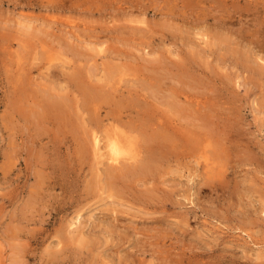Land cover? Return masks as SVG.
Returning a JSON list of instances; mask_svg holds the SVG:
<instances>
[{
	"label": "rangeland",
	"instance_id": "1",
	"mask_svg": "<svg viewBox=\"0 0 264 264\" xmlns=\"http://www.w3.org/2000/svg\"><path fill=\"white\" fill-rule=\"evenodd\" d=\"M160 1L159 0L156 1L155 0H51V1L47 0L46 2V0H0V264H119V263L130 264L132 261L133 262L131 264H138L136 260L139 261V264L140 261L141 262L144 261V264L145 262L146 264H153V263L163 264L164 262H165L164 264H264V253H263L264 252V81H263L264 78L252 71L245 70L246 71L245 72L243 70L244 68H241L242 66L236 62L235 60L236 58L234 59L233 56L236 57V54L232 53L233 50H229V47L230 48L232 47L231 49H239V44L247 45L249 44L250 40H253V38H255V40H253L252 42L254 43L253 45L256 48L255 50H257V53H259V48H262L264 46L263 44L264 28L262 27L264 26V17H263L264 0H259V1L244 0L245 2L243 0H231V1L228 0L227 2L218 0L220 1L219 3L216 0H214L215 3L213 0H210L211 3L209 2V0L207 1V3L206 0L204 1L186 0L188 1L187 3L184 2L185 0L184 1L181 0V2L180 0H160ZM168 1L171 2L172 4H170ZM195 1H197L199 4L196 3L194 7L193 4L195 3ZM189 2L191 3L190 6H192L191 9L199 7L197 10H200V8L206 7L204 15H201L203 13L200 14V11H198L199 13L198 15L201 16V18H203L202 19L204 21L203 23H206V25L201 23L200 21L201 18L198 17L196 14L197 11L194 12L195 9L194 10L186 9V7L189 6ZM212 2L214 4H212ZM231 2L233 4L235 3L236 7L238 8H234L235 6L233 7V4ZM166 3H168L169 6ZM173 3H174V7H173ZM216 3L217 5H215ZM221 3L224 6H222ZM148 4L152 6L149 7ZM160 4L161 7H159ZM185 4L186 6H183ZM216 7L218 8L221 7L220 9L221 11L218 8L216 9ZM158 8L159 9L162 8L164 11L162 9L159 10ZM182 9L183 10L186 9L185 11L187 13ZM206 9L207 10L209 9V12H207ZM222 9L226 10V12L223 11V13L225 12L226 15L223 13L216 12L217 10H219V12H222ZM165 10L169 14L165 12ZM172 10H174L175 12ZM188 10H190V12L193 11L192 12L193 14L190 13ZM202 10L204 9L202 8L201 11ZM228 10L231 11L230 14ZM182 13H184V15H182ZM238 13L239 15L236 16ZM163 14H165L164 17L165 18L168 17V19H165L163 17ZM166 14L168 15L166 16ZM218 14H221V16ZM188 15H191V17H189ZM210 15L213 17H211ZM216 15L218 17L220 16L221 18L224 16L227 18L224 17L225 21L223 19H221V21L220 19L219 21L218 20L211 21V19L212 18L214 19ZM118 16H120L122 19ZM125 16L127 17V19L125 18ZM192 16L194 17L197 16L195 17L196 20ZM240 16L243 18H241ZM113 17H117L116 18L117 20L113 19ZM125 19L129 21L127 22L128 24L132 23L130 24L129 28L132 29L135 26V29L136 28L139 29L138 31L144 30L143 32L142 31L139 32L138 33L139 35L137 34L139 37L137 35L132 36L136 33L132 34V32L131 33L126 32L127 29H129L127 28V26L129 25L126 24ZM133 19H136V21H133ZM120 20L122 23L120 22ZM139 20L141 21L140 23ZM197 20L199 22H197ZM226 20H228L229 23ZM240 20H243L244 23L242 21L240 22ZM253 20H255L256 22L260 20L262 21V25H260L261 27L260 33L262 32L261 36L258 34L259 32L254 33L257 27L254 29L255 26L253 24L256 22H254ZM150 21L151 23L153 22L154 25L149 24L148 22ZM115 22H117L115 25H117L118 27H116L113 24ZM173 22L176 25L173 24ZM120 23L122 24V27ZM198 23H201L202 25ZM221 23L223 24L225 23V25L223 24L221 25ZM227 23L230 26H227L228 25ZM245 23L249 24V25L247 24L246 25L247 27H245L246 29L248 28L250 30L249 32H246L248 29L245 30V28L241 26L242 24H244L245 26ZM164 24L165 25L167 24L166 31ZM170 24L173 25V27L179 26L177 28L180 29L179 31H181L180 33L182 34H178L179 31H177L178 29L176 27L171 28L170 26L169 28ZM124 25L126 29L123 27ZM132 25L133 27H131ZM151 25L154 27H152ZM204 25L205 27H203ZM210 25L211 28L209 29L210 32L209 34H213V37L216 39V41H214L215 39H213V41L215 42L214 45L217 47L221 43L220 44L221 46L223 45L224 47L226 46V48L218 46L219 48H221L220 50L217 47L220 52H218L216 47L213 45L210 46L212 50L208 48L206 45H204L203 42H201V40L198 39V36L197 35L195 36L194 34V32L196 34L199 32L198 31L200 30L199 28L201 27H203V29L206 27L209 28ZM214 25L218 29L215 28L214 30L213 28ZM231 25L233 27H231ZM114 26L116 28L120 27L121 29H116ZM139 26L140 28L143 29H140ZM112 28L115 31H112ZM151 28L154 31H152ZM220 28H223V31ZM238 28L240 29V31H242L241 32L242 34H239ZM38 29L39 32L42 31L41 29L46 30L45 34H41V33L35 34L36 31L38 32ZM131 29H129L128 32L135 31ZM217 30L218 31L221 30L222 32L219 33L223 34V36L225 37H223L221 34L216 32ZM205 31L206 33L208 32V30L206 29ZM46 32H48V34L50 32L51 36L50 34L49 35L46 34ZM118 32H121V34ZM153 32L157 37L152 34ZM187 32H188V36H187ZM143 33H145V35L147 36H145ZM191 33L194 34L193 37L195 39L197 38L195 42L196 43L199 42L198 43L199 45L198 44L195 45H197L198 47L200 46L199 49L195 47L193 42L194 38H192ZM70 34H74L73 35L74 38L73 36L70 37L69 36ZM226 34L227 36L229 35L228 36L229 38L226 37ZM245 34L248 35L246 36ZM254 34L256 37L260 36L261 38L254 37ZM122 35L124 37H122ZM178 35H180V38L185 41L184 42L183 40H181V42L185 44L179 43L180 40H178L179 38ZM75 36L77 38H75ZM185 36L187 37L185 38ZM67 37L70 38L67 39ZM230 37L233 39L235 38V41H233V39H230ZM55 38L58 41L57 40L55 41L54 40ZM103 38L105 39L103 40ZM133 38L134 39L137 38L138 39L137 43H140V44H136V47L134 46L136 41L134 43L130 42V41H134ZM78 39L80 40L82 39V41L79 42ZM98 39L101 43L102 40L103 41H105L106 39L108 40V41L106 40L107 42H104V44L102 43L103 48L102 47L100 48V44H101L100 42L99 45L97 44ZM123 39H125V41ZM229 39L233 43H231ZM83 40H85L84 44L82 43ZM111 40H113V42ZM143 40L144 43L140 42ZM146 40L150 41V43H147L148 41L146 42ZM177 40L179 42H177ZM190 40L192 41L190 42ZM224 40L226 41L228 40L227 41L228 43L226 41L225 43H227L229 46H227V44L223 42ZM122 41L125 42L123 43L124 45L122 44ZM115 42L119 44H116ZM200 42L202 43L201 45ZM89 43H91L92 45L91 44L89 45ZM114 43L116 45H113ZM93 44L99 46L98 47L99 49L97 47L94 48L98 49V52L102 49V53L99 52L98 54L97 50H95L96 51L95 52L92 47L94 46ZM189 44H191L194 48L191 47V45ZM231 44H233V46ZM141 45L143 46V49L145 48L146 49L143 50ZM202 45H204L206 48ZM111 46L114 47L112 48L113 52L110 48ZM116 46L119 48L121 46V48L119 49ZM106 47H108V49L110 48L109 51L111 50V54H114L116 58L110 53H108L109 51L106 52L107 51ZM149 47H153V48H149ZM213 47H215L214 48L215 50L213 49ZM185 48L191 50V53L188 52V50ZM207 48L210 51L207 52L206 50ZM126 49L129 52H127ZM150 49L153 50V52L148 51V54H146L147 53L146 51ZM225 49L227 50L225 51ZM124 50L128 54L129 53L131 54L132 53L131 51H134L136 57H134L135 54L133 55L132 53L131 55H133V57L131 56V59H129L130 55L125 54ZM157 50L159 52H157ZM198 50H201L202 54ZM213 50L214 52L212 54L211 51ZM116 51H118V53ZM169 51H170V55L172 54L171 56L169 55ZM185 51L188 52L187 54L190 55L191 57H193L194 54L196 55L193 58L190 57L191 58L190 61V58L189 56L187 57ZM192 51H194L195 53L193 52L194 53L193 54ZM203 51L204 53L206 52L208 54H204ZM107 54H109L110 56H108ZM157 54L159 55V57L155 59V57L158 56ZM214 54L217 55V57H214L215 56ZM137 55L141 56L142 59H140L141 57L138 58ZM150 55L152 56L154 55V56L151 57ZM160 55H162V58H164L163 61ZM164 55L166 57L169 55L166 61H165L166 57ZM206 55L207 57H205ZM118 56H120V59L118 58ZM105 57H107L108 59H106ZM109 57L114 60L109 59ZM194 58H197L196 60L197 63L195 62ZM217 58L219 61L217 60ZM159 59L162 61L164 68H166L165 70L163 69L162 63L159 62L161 65H158L159 63L157 60ZM168 59L170 61H168ZM220 59L221 61L223 60L226 63L224 62L221 63ZM115 60L117 61V63L118 62L119 63L118 64L110 63L111 61H115ZM140 60L143 61L141 62ZM180 60H183L184 63L186 62L185 63L186 65L183 64L185 67L188 66L189 64L188 67L190 68V70L188 67L187 68L189 70L188 74L191 75V77L190 75H188L190 78L187 76V71H186L187 68L184 67L185 68L184 69L183 67H181L182 61ZM187 60L190 63H188ZM165 62H167V65ZM102 63L104 65H102ZM135 63H139L140 66L142 65V67L140 68L143 69L141 70L139 67L136 66L138 64ZM151 63H153L154 65L153 64L150 65ZM209 63H211V67L213 68V69L211 68L210 72L208 71L210 67ZM218 63L221 64L218 65ZM119 64L120 66H122L121 67L122 70L124 68L123 73L121 71L122 74L120 73L121 69L119 68ZM172 64H174V66L176 65L177 67L179 66L180 68H177L175 66V68L178 69L175 70ZM107 65H109V67ZM111 65L114 68L113 70L111 68ZM234 65L235 67H233ZM134 66L135 68L136 67L139 68V69L136 68V71L140 70L141 72L138 71L139 73L135 74L136 71ZM220 66L221 67L224 66V68H221ZM130 67L132 68V70L130 69ZM157 67L159 68L161 67L159 69L160 72L158 71L156 73L155 78H153L154 77L153 73H155V71L158 70ZM206 67L208 68L206 69ZM231 67H232L231 70H235L234 72L233 71L228 72ZM150 68L152 69L157 68V70H153L154 72H152V69ZM237 69H240L238 70L239 74L236 73ZM133 70L134 72H132ZM75 71L78 72L76 73ZM240 71L242 72L244 71L245 73L243 72L244 73L243 74ZM162 72L163 74L166 73V75H163V77H166L165 81L163 80L164 78L162 77ZM206 72L207 74H205ZM150 73L153 75L151 80L152 81L154 80V82H152L151 80H147L148 77L152 76ZM177 73L179 74L178 76H180L179 79L175 75ZM194 73H196V75H193ZM201 73H203L205 76L203 77V74ZM210 73H213L212 75L214 76H211ZM240 73L243 76H241L239 80L238 78L240 77ZM246 73L247 76L246 78H244ZM134 74L136 76H134ZM157 74L158 77L160 78V79L158 78V80H157ZM171 74L173 76H171ZM215 74L218 76L216 77ZM139 75L140 77L142 78L144 77V78L139 79L140 78ZM236 75H238L239 77L237 76L238 78H236ZM251 75L252 76L254 75V77L256 78L253 77L254 78L253 79ZM181 76H183L184 81L186 80L188 81V83L191 82L190 80H192L190 84L191 86L190 85L188 86L189 87L188 89L190 90H191L190 87H192L191 91L184 90L185 92L183 91V93L180 91L182 89L181 87L183 86L182 84H179V80L182 79L180 82L181 83L184 82L183 77ZM185 76H187L186 77L187 79L185 78ZM135 77L138 78L136 79ZM172 77L175 79L177 78V83H178L177 86H179L178 89L181 88L180 90L176 89L177 91H175L176 80H172ZM206 77L209 81L208 82L206 81L205 83V80H207ZM222 77H225L227 82L224 81ZM74 78H76L77 81ZM78 78L79 81L81 82L79 85H78ZM193 78H196L194 79L195 84ZM229 78H231L232 80L230 85L226 84L229 83L230 80ZM73 79L75 81H73ZM138 79L140 80V82ZM245 79H247L248 82L247 80L245 81ZM143 80L145 81V83L143 82ZM162 80L164 82H162ZM169 80H172L170 81L171 83L169 82ZM173 81H175V83H173ZM234 81H237L238 82L237 85L239 86L237 85L234 86L233 83ZM242 82H244L246 86H244ZM140 83H142L143 86ZM151 83L152 84L157 83L156 84L157 86H155L156 92L155 90H153L154 88H152L154 87L155 84L152 85ZM165 83L167 84L168 89L169 90L171 89L169 93L170 95L169 94L167 95L169 91L165 88L167 87ZM132 84L134 85L135 88L132 87L133 86ZM198 85H200L199 88L201 90L198 89ZM77 86H81L83 87V89L85 88L84 93L82 91L83 89L80 90L78 89L80 87ZM108 89L112 92H109ZM150 89L151 91L153 90L154 92L153 91L151 92ZM158 89L159 91L161 90L162 92L165 91L166 96L164 94L165 92L163 93L164 94L163 95L158 91ZM193 90H195L196 94ZM157 91L159 93H157ZM186 91L188 92V94L186 93ZM147 92H149L150 94ZM86 93H87V97H86ZM129 93L130 95L128 96ZM97 94H101V95L104 94V95L96 96ZM199 94H201L202 96H200ZM105 95L108 96L105 98ZM153 95H156V97ZM160 95L165 96V98L162 96L160 97ZM57 96L59 97L58 100H56ZM61 96H63L62 98H64L63 101L65 102V104L62 101L60 102ZM173 96H175V98H177L178 100H181V102L178 101L179 102L178 103L177 99H174ZM100 97L103 98L100 99ZM115 97H117V99L123 98L122 100L120 99L121 102H123V104L120 102V100L117 102V99ZM185 97L188 98L185 99ZM88 98L91 99L90 102H89L90 99L87 102ZM127 98L129 99V101ZM71 99L73 101L74 100L78 101V104L77 103H76L77 105L74 104L75 101L73 102ZM151 99L152 101L154 100L153 102L160 103L159 106H156L157 109L154 105L155 103H152V101H148ZM136 100L139 101V104L138 101L137 103H135ZM184 100L186 101V107L189 106L187 107L188 109H186V107L184 106L186 109L185 111L188 110V112H186V115L188 113L189 114L187 116L184 115L183 117L186 116L185 118L189 120L192 118L189 116H192V114L195 115L197 114V116L194 115L195 118H192L194 121L192 120L191 121L192 123L195 122L198 126H195L196 124H191L190 120L189 123H187L188 121L184 120V118L182 121L180 116L178 117L177 112L180 113V111L184 109L183 107L184 103H182V101L184 102ZM66 101L69 104H66ZM71 101L73 104L71 103ZM146 101L149 102V104L151 103L150 105L151 109L149 108L150 106H148L149 104ZM211 101H213L214 103L212 102L213 103L212 104ZM115 102L118 104V105L116 104L117 107L114 104ZM161 102L164 104H162ZM203 102L204 105L207 104L208 106L206 105L205 107L202 104ZM57 103L60 104L57 105ZM61 103L64 105L61 106ZM81 103L84 106H82ZM87 103H89L91 106ZM48 104H50L51 105L50 107L53 108L51 109L48 106ZM169 104L171 108L169 107ZM66 105L69 107H66ZM78 105H79L78 109H80L81 111L78 110L77 108L75 110L74 106L77 107ZM93 105L96 106L94 107L95 110L93 109ZM136 105H138L140 108ZM57 106L61 107V109L62 108L64 109L66 107V110L68 108L69 111L67 110L65 112V109L61 110L60 108H57ZM80 107L82 108L84 107L85 110L83 111V109ZM71 108L73 109V113L76 111V114L70 113V111L72 112ZM86 108H88V110ZM174 108L175 111L178 109L179 110L177 112L174 111V113H172L173 111L171 112V110H174ZM206 108H208V111L210 112L211 115H209L208 111H206L208 112V114H204L206 113L204 111ZM48 109L50 110V113L49 111H47ZM190 109L191 111L189 112ZM77 111L80 112L83 111L82 112L83 114L80 113L82 117L81 116L79 117L83 119L78 120L79 118L77 116H79L80 114H78L79 112ZM164 111H168V112H164ZM185 111L183 110L182 112L185 113ZM198 111L201 114H199ZM59 114H61L62 116H58V118L55 119V117ZM66 115L69 117L67 122H66L67 119ZM71 115L74 116L73 117L74 119L72 118ZM75 115L77 120H75ZM138 115L139 116L141 115L142 118L139 117ZM181 115L183 114L181 113ZM202 115L203 117L200 118ZM175 116H177L178 120ZM207 116L208 117L211 116V118L206 119ZM94 117L98 122L95 120ZM145 117L146 118L148 117L146 122H144ZM204 117L206 120L204 119ZM120 119L122 120L119 123ZM195 119L196 121L197 120L199 121V124L195 121ZM228 120L230 121L228 122ZM83 121L84 123L83 125H81ZM204 121H206L207 123ZM210 121H213L212 123L213 126ZM142 123H148L150 127H148L147 124H142ZM185 123H187V126ZM152 124L154 125V127L159 124L160 126L156 127V129L159 128L158 129L159 131L156 130ZM188 124L190 125L189 128H188ZM79 125L80 127H78ZM142 125L145 126L147 125L146 126L147 128ZM192 125L193 128H191ZM214 125H217L219 128ZM206 126L209 130L206 128ZM89 127H91L90 131H92V133L89 132V130L87 132V129H89ZM175 127L177 128V130ZM137 128L140 129L137 130ZM162 128L165 129V131ZM182 128L184 129L182 130ZM106 129L107 130L111 129L112 131L108 130L111 133L106 132L105 131ZM151 129L152 131L153 129H155L156 134H154L153 133L154 131L152 132ZM187 129L189 131L191 129L190 132L193 131L194 133L196 132V135L194 136L196 138L192 137L191 139L190 135H192V133L190 134V132H188ZM216 129L218 131L213 132V130L215 131ZM140 130H144L146 133L148 131V134L153 133L152 135L154 137L153 136L151 137V135H146V134L145 136L144 135L141 136L142 135L141 133H143L144 131L140 132ZM162 130L163 133L164 132L166 133L168 132V133L167 134L164 133L165 134L164 135L161 133ZM120 131L121 132L123 131L124 135H122ZM170 131L178 138L173 137L174 135L172 136L173 138L168 137L173 141L174 144L172 143L173 146L172 145L169 146L168 148L170 149L167 150L165 147L162 146V144L164 145V143H166L165 146L167 147V144L170 145L171 143L164 141L159 137V135L162 134L163 136L167 137L166 135L168 134L171 135ZM178 131L180 134L177 133ZM208 131H210L211 134L207 133ZM225 131L226 134H224ZM96 132L98 137L100 138L99 146L101 147V152L103 154H107L108 156V149L105 148V145L109 138L107 137L108 134L107 136L105 134L106 133L112 134L111 138H116V137L119 138V136H121V139L125 140V141L123 140L124 143L128 141V145L126 144V146L131 147L132 149L131 152L133 154V155H129L130 157L126 155H124V157L123 156L120 157L119 159L121 160V162L123 159L127 157L125 160L126 161L129 160L128 161L130 162L129 168H132L133 166L134 169L136 166L139 167L140 165H142V160H145L146 162L149 161L148 163L150 164L147 163L148 165H150L149 169H151V167L152 168L154 167L153 169L155 170L157 169L159 171L156 173L157 170L156 171L154 170V172L158 176L160 173L161 177L159 176L160 177L159 178L157 175H155L153 169L150 170V172L152 171L151 173L152 175H154L153 176L154 180H151L152 178H150V175L147 173V171L149 172V169L146 171L147 173V175H145L146 177H144L143 175L144 174L143 169L145 168L144 164L141 166V172L137 173L139 168L138 169L136 168L135 170H133L135 171L134 173L133 171H130V169L129 171L128 168L126 169V167L128 166L126 164H125L126 167L121 165L122 167L120 166L121 167L120 168L118 165L119 163L118 162H117L118 164L115 163L119 167L118 168L115 164H110V162L109 163L106 162L105 160H103L107 158L106 155L101 157H96L95 155H93L92 146H91L92 145L91 141L93 138L91 139L90 137L96 134ZM113 132L115 133L120 132V134L115 136V133L113 135ZM214 133L215 134L218 133L219 138L220 137L221 138L218 139V135L217 134L215 135ZM129 134L137 135V138H134L133 136L132 137L135 139V141H137L136 139L140 141L135 143L133 139L131 140L129 138L131 137V135ZM201 134H203V136L204 134H206L205 136L207 137H205V139L203 140L202 139L203 136ZM229 135L231 136V138H233L232 140L234 141L233 143L234 145L232 144L233 141L230 142ZM123 136L124 137L129 136V137H127L126 140ZM144 137H146L147 139L149 138L148 142H150L151 145L149 143H147V145L144 144L145 146L143 145V143L147 141V139L144 140ZM227 137L229 138V140H227L228 139ZM84 138H86L87 140H84ZM106 138L108 139L106 140ZM142 138L144 141L142 140ZM181 138H184L185 140ZM206 138L207 140L209 139L210 140L207 141ZM222 139L225 142H223ZM152 140H157V142L155 141L157 144L154 142V144L156 145H153L152 144L153 142L151 143ZM82 141L85 148L83 146H80ZM186 141L189 145H191V147L188 146ZM195 141L199 143L196 144L197 142ZM200 141H204V142H200ZM130 142L132 144L134 143L133 144L134 147ZM206 142L207 144L208 143L209 144L206 145ZM221 142L223 143L225 148L222 149L223 148L222 147L220 150L223 151L219 152L216 147H218V144H220V146H223ZM148 144L150 146V150ZM202 144L206 146V148L203 147V150L207 151L205 152V154L207 153V155H204V153L202 154V147L201 149L199 147ZM160 145L161 147L157 148V146ZM196 145H198L199 148ZM235 145L236 147H234ZM220 146L218 147V149L220 148ZM82 147L84 149H82ZM134 148L136 150H133ZM151 148L153 150H151ZM174 149L175 150L178 149L176 151L177 152L180 151V154L178 152V154L176 153L177 155H174L175 154ZM83 150L84 152H82ZM148 150L150 151V153ZM196 150L199 151L197 152ZM209 150L211 153L209 152ZM216 151L220 153L217 154L218 157L223 152L222 155H225V157H227L225 158L221 155L225 159V161L221 156L219 159L214 158L217 153ZM250 151L251 154H249ZM152 152H155L153 153L154 155L151 154ZM137 153L140 155L134 156V154ZM195 153L197 154L195 155ZM209 154L211 158L210 157L206 158V156H209ZM131 157L132 160L134 159V161H136V163L134 161H130ZM204 157L206 159H204ZM208 158L212 160L211 163L208 162L209 160ZM221 158L223 159L221 161L224 164L220 161ZM98 159L100 160V162L101 160H103L102 162L104 164L101 165L98 164L99 162ZM157 159L160 162L159 166H161V169L160 167H157V165H155L156 162L159 164L158 161H154ZM125 160H123L124 163H126ZM140 160H141V164H140ZM151 160H153L154 163H152ZM218 160L220 162H218ZM104 161L110 164L111 166L104 167L106 165L108 166V164H105ZM137 161L139 162L140 165L137 163ZM131 162H134L132 163L133 165L131 164ZM216 162H218L216 164L217 169L216 167H214L215 166L214 163ZM207 163L211 164V168L210 167L207 168L206 165ZM153 164L154 166H152ZM218 164L223 165V168H221V170ZM94 165L98 167H95ZM94 167L99 169V173L101 172V174L102 172L106 173L105 169H107V175L103 173L102 179H104L105 176L110 178L114 174L117 175L120 169H125L124 171H121V173L123 172L126 173L125 171L127 170L126 174L128 173L129 174L128 176L126 175L127 176L126 181L128 183L125 182V175L123 174L124 175L123 177V175L119 173L120 174L119 178L121 179L120 176H122L124 178V179L122 178L124 182L119 181L120 183L118 182V184L121 185L118 187V184H116L117 183L116 180L118 176L117 178L116 176L115 178L111 177L110 180L108 179V181H111L112 183L107 181L109 183L108 188H110V184L113 185V187L111 186L109 190L106 188L107 179L103 183L104 180L102 181V179H100L102 177L101 174L100 177L97 173L101 181L99 179L95 181L96 180L95 175L98 170L96 169L97 170L96 171ZM142 167L144 168L142 169ZM213 167L215 169H213ZM162 169L163 171H161ZM222 169H225L223 173L220 172L223 171ZM109 170L110 171L115 170L114 172H112V174L113 173L114 174L109 175L110 174ZM116 170L119 171L117 172ZM130 173L131 174L133 173L134 175L133 174L131 175ZM140 173H141V177L137 176L138 174L140 175ZM221 174L223 175L221 176ZM92 175L94 176L93 181L91 180ZM129 175H131V177ZM128 177H130V179L134 178V183L133 180L131 182V180L128 179ZM113 179L116 180L114 181ZM139 179H141V181ZM163 179L166 181L165 184H164L165 181ZM90 180L91 183L93 182L91 184L92 186L89 184ZM160 180L162 181V183H160ZM200 180L201 182H199ZM94 181L99 183L102 182L104 184L103 185L101 183L102 189L99 188L100 185L98 183L97 185H95ZM138 182L141 184V187L135 188L137 187L136 184H138ZM151 182L153 183L150 184ZM156 182L158 183V186H155L157 188H154ZM123 183L128 184L127 187L129 185L130 186L128 188L125 187L124 190ZM199 183H201L200 184L201 188L198 186ZM161 184H164V186ZM94 185L97 187H95ZM114 186L116 188L117 187L119 188V189L117 188L116 190L117 192L113 190ZM93 187L96 188V190H94ZM122 187L124 192L122 191ZM98 188L100 190V195L101 194L106 195L105 192L107 191L108 196L107 195L106 197L102 196L103 198L102 199L100 198L101 196H98L99 194L96 195L97 192L95 193V191H99ZM111 189L113 190V192H116V194L112 192L109 195L110 193L109 191H111ZM142 189L144 191L149 190V192L147 191L146 194L143 193L141 196V194L139 193L140 191L138 192V190H142ZM158 189L161 190V193L160 191L158 192ZM86 190L92 193L90 194L89 192L88 194ZM128 190L133 191L130 192L131 194L128 193V195H131L130 197L128 195L126 196ZM152 190L154 191L152 192ZM85 192L87 193V195L90 196H87ZM120 192L123 193L126 192V193L123 194ZM166 192H168V194ZM117 193L118 194L120 193V197L117 196L118 195ZM148 193H150L151 197ZM83 194H85L84 198H86V200L88 201H86L83 198ZM155 194H157L156 196L158 199L152 197ZM164 194H165V199L162 197V195ZM124 195L126 197H124ZM134 195L137 196L138 200L137 198H135ZM85 196H87L88 198ZM109 196L111 197L113 196L114 200L115 197H118V199L117 201L111 202V200L113 199L109 198ZM121 196L124 197L127 202ZM145 196L147 197L146 200H144L146 198ZM108 198H109L108 202H105ZM154 200H156L157 202L155 201L156 203H154L153 202ZM118 201L122 205V208L121 205L118 203ZM141 201L145 204V206L143 205V208L141 205L143 203ZM89 202L90 204H87ZM100 202H103L101 204H104L103 207L105 206L104 211L106 210V212L103 211ZM122 202H125V204H123ZM128 203H129V208L127 207ZM109 204H112L110 206L115 210L110 208V212L109 210L107 212V209L109 208L108 207ZM100 205L101 208H99ZM116 205L119 207H117ZM131 205H133L132 208H130ZM137 206L141 208L138 210L136 209L139 208ZM77 207H79V209H77ZM142 209H146V210L143 211ZM73 210H75L76 213H73L74 212ZM124 210L126 211L124 212ZM151 210H152V214L151 213L146 214V212H151ZM121 211L124 213H121ZM91 212L93 214H91ZM111 212H113L116 215H114ZM78 214L80 215L79 216L80 223L81 222L84 223V225L83 224L80 225V232H79L80 234L79 233L76 234L77 236L79 235L80 237L82 233L84 234L82 236L83 238L81 242H80V238L77 236L75 237L79 238L78 240L74 236L73 237L75 239L72 238V235L75 234L70 232L71 228L69 225L71 222L68 221L70 218V220L73 222L74 221L73 218L75 219L78 216ZM71 215L72 216L77 215V216L70 217ZM87 216L88 217L90 216L91 219L90 218L88 219ZM106 218H111L112 220L114 219V221L116 222L111 221V219H107L108 222H106ZM99 219L101 221H99ZM102 221L104 222L102 223ZM101 225L102 226L105 225L106 229L105 227H101ZM109 227H111L114 230L113 233H111L113 230L109 229ZM102 228H104L105 230ZM107 229L110 231L108 234L106 232ZM64 231H66V233ZM69 233L70 235L72 233V235L69 236ZM57 235L58 237H60L59 239ZM69 237L72 238V240ZM121 238L122 240L120 241ZM123 240H126V242ZM117 241L118 243L116 244ZM119 242L121 244H119ZM117 245L119 246L116 247ZM124 250L127 252L124 253ZM117 251L119 252V254ZM122 253L125 254V258H123L124 254L123 256L121 255ZM135 254H137V256ZM138 255L140 256L139 259L141 260L137 259L139 257ZM118 256H121L125 260H123L121 257L119 258ZM133 258H135L136 260Z\"/></svg>",
	"mask_w": 264,
	"mask_h": 264
},
{
	"label": "bare ground",
	"instance_id": "2",
	"mask_svg": "<svg viewBox=\"0 0 264 264\" xmlns=\"http://www.w3.org/2000/svg\"><path fill=\"white\" fill-rule=\"evenodd\" d=\"M50 1H51V0H50ZM155 1H156V0H155ZM159 1H160V0H159ZM183 1H184V0H183ZM189 1H190V0H189ZM198 1H199V0H198ZM203 1H204V0H203ZM207 1H208V0H206V3H207ZM213 1H214V0H213ZM216 1H218V0H216ZM220 1L227 2L228 0H220ZM220 1H218V3H219ZM230 1H231V0H230ZM243 1H244V0H243ZM255 1H257V0H255ZM255 1H254V2H255ZM258 1H259V0H258ZM41 2H42V1H41ZM46 2H47V0H46ZM160 2H161V1H160ZM160 2H159V3H160ZM168 2H169V1H168ZM180 2H181V0H180ZM184 2L187 3L188 1L185 0ZM184 2H183V3H184ZM209 2H210V0H209ZM244 2H245V1H244ZM141 3H142V2H141ZM164 3H165V2H164ZM169 3L172 4L171 2H169ZM193 3H194V2H193ZM196 3L199 4L197 1H195V3L193 4V6L196 5ZM210 3H211V2H210ZM214 3H215V1H214ZM214 3L212 2V4H214ZM231 3H232V2H231ZM262 3H263V2H262ZM43 4H44V3H43ZM43 4H42V5H43ZM149 4H151V3H149ZM149 4H148V5H149ZM166 4L169 6L168 3H166ZM190 4H191V3L189 2V6H188V7H190V8L186 7V9H191L192 6H190ZM221 4H222V3H221ZM221 4H220V5H221ZM225 4H226V3H225ZM232 4H233V3H232ZM236 4H237V3H236ZM245 4H246V3H245ZM245 4H244V6H245ZM45 5H46V4H45ZM140 5H141V4H140ZM156 5H158V4H156ZM162 5H163V4H162ZM215 5H217V3H216ZM263 5H264V4H263ZM143 6H144V5H143ZM150 6H152V5H149V7H150ZM164 6H165V4H164ZM171 6H172V5H171ZM183 6H186V4L183 5ZM197 6H198V5H197ZM197 6H196V7H197ZM212 6H214V5H212ZM222 6H224V5L222 4ZM226 6H227V5H226ZM234 6H235V7H234ZM44 7H45V6H44ZM154 7H155V6H154ZM159 7H161V4L159 5ZM173 7H174V3H173ZM173 7H172V8H173ZM194 7H195V6H194ZM200 7H201V6H200ZM209 7H210V6H209ZM209 7H207V8H209ZM218 7H219V6H218ZM218 7H216V9H217ZM227 7H228V6H227ZM227 7H226V8H227ZM233 7H234V8H238V7H236L235 3L233 4ZM263 7H264V6H263ZM47 8H48V6H47ZM50 8H51V7H50ZM119 8H120V7H119ZM121 8H123V7H121ZM165 8H166V7H165ZM167 8H168V7H167ZM172 8H171V9H172ZM181 8H182V5H181ZM198 8H199V7H197V8H192V9H193V10L195 9L194 12L197 11V13H196L197 16L201 18V16L198 15V14H199L198 11H200V14L203 13V14H201V15H204V14H205V8H206V7H202V8L204 9V10H202L203 12L201 11L202 8H200V10H197ZM124 9H125V8H124ZM129 9H130V6H129ZM135 9H137V8H135ZM139 9H140V8H139ZM158 9H159V8H158ZM158 9H157V10H158ZM161 9H162V8H160L159 10H161ZM173 9H174V8H173ZM186 9H185V10H186ZM192 9H191V10H192ZM218 9L220 10L221 7L218 8ZM242 9H243V8H242ZM249 9H250V8H249ZM258 9H259V8H258ZM118 10H119V9H118ZM146 10H147V9H146ZM162 10H163V9H162ZM176 10H177V9H176ZM178 10H179V9H178ZM182 10H183V9H182ZM185 10H183V11H185ZM206 10H207V9H206ZM219 10H217L216 12H218V13H223V11L226 12L225 9H222V12H219ZM229 10H230V9H229ZM229 10H228V12H229V14H230L231 11H229ZM246 10H247V9H246ZM261 10H262V9H261ZM62 11H63V10H62ZM135 11H136V10H135ZM163 11H164V10H163ZM172 11H174V10H172ZM188 11L190 12V10H188ZM214 11H215V10H214ZM220 11H221V10H220ZM142 12H143V10H142ZM165 12H167V11L165 10ZM174 12H175V11H174ZM185 12H186V11H185ZM192 12H193V11H192ZM192 12H190V13H192ZM207 12H209V9L207 10ZM207 12H206V14H207ZM212 12H213V11H212ZM225 12H224L223 14L226 15ZM242 12H243V10H242ZM249 12H250V11H249ZM261 12H262V11H261ZM128 13H129V11H128ZM145 13H146V12H145ZM167 13H168V12H167ZM186 13H187V12H186ZM130 14H131V12H130ZM141 14H142V13H141ZM143 14H144V13H143ZM154 14H155V12H154ZM156 14H157V13H156ZM168 14H169V13H168ZM168 14H166V16H167ZM188 14H189V13H188ZM192 14H193V13H192ZM208 14H209V13H208ZM227 14H228V13H227ZM243 14H244V13H243ZM138 15H139V14H138ZM138 15H137V17H138ZM159 15H160V13H159ZM182 15H184V13H182ZM194 15H195V14H194ZM212 15H213V14H212ZM218 15L221 16V14H218ZM238 15H239V13H238L236 16H238ZM259 15H260V14H259ZM121 16H122V15H121ZM128 16H129V14H128ZM132 16H133V15H132ZM164 16H165V14H163V17H164ZM186 16H187V14H186ZM188 16L191 17V15H188ZM197 16H195V17H197ZM206 16H207V15H206ZM210 16H211V15H210ZM220 16H219V17H220ZM231 16H232V15H231ZM233 16H235V15H233ZM243 16H244V15H243ZM245 16H246V14H245ZM262 16H263V15H262ZM118 17H120V16H118ZM130 17H131V16H130ZM180 17H181V16H180ZM192 17H194V16H192ZM195 17H194V18H195ZM202 17H203V16H202ZM208 17H209V15H208ZM208 17H207V18H208ZM211 17H213V16H211ZM216 17H217V19H216ZM216 17H215L214 19H213V18H212V19L210 18L211 21H214V20H218V21H219V19H220V21H221V19H223V20L225 21V18H227V17H225V16H224L225 18H224V17H222V18L220 17V18H219L217 15H216ZM228 17H230V16H228ZM240 17H241V16H240ZM260 17H261V16H260ZM263 17H264V16H263ZM116 18H117V17H113V19L117 20ZM120 18H121V17H120ZM125 18L127 19L126 16H125ZM144 18H145V17H144ZM164 18H165V17H164ZM241 18H243V17H241ZM249 18H250V17H249ZM113 19H112V20H113ZM118 19H119V18H118ZM121 19H122V18H121ZM126 19H125V22H126L127 25H129V26H127V28H129V27H130V24H132V23L128 24L127 22H129V21H127ZM165 19H168V17L165 18ZM202 19H203V18L200 19L201 23L206 25V23H203L204 21H203ZM228 19H229V18H228ZM237 19H238V17H237ZM239 19H240V18H239ZM112 20H111V21H112ZM182 20H183V19H182ZM195 20H196V18H195ZM206 20H207V19H206ZM223 20H222V21H223ZM122 21H123V20H122ZM133 21H136V19H133ZM174 21H175V20H174ZM187 21H188V20H187ZM218 21H217V22H218ZM226 21L228 22V20H226ZM232 21H233V20H232ZM241 21L244 23L243 20H240V22H241ZM250 21H251V20H250ZM253 21L256 22L255 20H253ZM120 22H121V20H120ZM137 22H138V21H137ZM140 22H141V21L139 20V23H140ZM143 22H144V21H143ZM197 22H199V21L197 20ZM205 22H206V21H205ZM209 22H210V20H209ZM237 22H239V21H237ZM246 22H247V21H246ZM116 23H117V22H115V23H113V24L115 25ZM121 23H122V22H121ZM121 23H120V24H121ZM148 23H149V24H153V22L151 23V21L148 22ZM160 23H161V22H160ZM170 23H171V22H170ZM201 23H198V24L202 25ZM213 23H214V22H213ZM225 23H226V22H225ZM225 23H224V24L221 23V25H222V24L225 25ZM228 23H229V22H228ZM228 23H227V24H228ZM123 24H124V23H123ZM156 24H157V23H156ZM173 24H175V23L173 22ZM182 24H183V23H182ZM189 24H190V23H189ZM193 24H194V23H193ZM198 24H197V25H198ZM232 24H233V23H232ZM240 24H241V23H240ZM247 24H248V23H245V26H244V24H242L241 26H243V28H245V27H247V26H246ZM140 25H142V24H140ZM153 25H154V24H153ZM158 25H159V24H158ZM158 25H157V27H158ZM161 25H162V24H161ZM164 25H165V24H164ZM175 25H176V24H175ZM190 25H191V24H190ZM205 25H204L203 27H205ZM248 25H249V24H248ZM253 25L255 26L254 29L257 27L256 30L254 31V33H258V32H259L258 34L261 36L262 32L260 33V29H261L260 25H262V21H261V20H260V21H257V22L254 23ZM115 26L118 27L117 25H115ZM115 26H114V27H115ZM147 26H148V25H147ZM147 26H146V27H147ZM151 26H152V25H151ZM170 26H171V28L173 27V25L170 24V25H169V28H170ZM180 26H181V25H180ZM195 26H196V24H195ZM227 26H230V25L228 24ZM22 27H23V26H22ZM116 27H115V28H116ZM121 27H122V24H121ZM123 27L125 28V25H124ZM131 27H133V25H132ZM149 27H150V26H149ZM152 27H154V26H152ZM159 27H160V26H159ZM164 27H165V31H166L167 24H166ZM175 27L177 28V27H179V26H175ZM175 27H173V28H175ZM199 27H201V26H199ZM203 27L199 28L200 30H198L199 32H198L197 34H196L195 32H194V34H195V36H196V35L198 36V39L201 40V42H203L204 45H206L208 48H210V49L212 50V48H211L210 46H212V45L215 46V45H214V44H215L214 41H216V39L213 37V34H209V33H210V32H209V29L211 28V25L209 26V28L206 27V28L203 29ZM212 27H213V26H212ZM219 27H220V26H219ZM223 27H224V26H223ZM231 27H233V26L231 25ZM249 27H251V26H249ZM262 27L264 28V26H262ZM25 28H26V26H25ZM28 28H29V26H28ZM30 28H31V26H30ZM139 28H140V26H139ZM192 28H193V27H192ZM213 28H214V30H215L216 26L214 25ZM213 28H212V29H213ZM108 29H110V28H108ZM116 29H121V28L119 27V28H116ZM125 29H126V28H125ZM125 29H123V30H125ZM129 29H131V28H129ZM129 29H127V31H126L127 33H131V32H132V34L136 33V34H134V35H132V36H136L139 32L142 31V30H141V31H138V30H139L138 28H136V29H137V30H136V29H135V26H134L131 30H135V31H137V32H135V31H134V32H133V31L128 32ZM140 29H143V28H140ZM147 29H148V28H147ZM158 29H159V28H158ZM177 29H178V28H177ZM205 29L208 30L207 33H206ZM216 29H218V28H216ZM220 29L223 31V28H220ZM228 29H229V28H228ZM236 29H237V28H236ZM238 29H239V28H238ZM241 29H242V27H241ZM247 29H248V28H247ZM247 29L245 28V30H247ZM254 29H253V30H254ZM41 30H42V31L39 32V29H38V32L36 31L35 34H37V33L45 34V31H46V30H43V29H41ZM151 30H152V28H151ZM161 30H163V29H161ZM172 30H173V29H172ZM179 30H180V29H178L177 31H179ZM184 30H185V29H184ZM189 30H190V29H189ZM221 30H220V31L217 30L216 32H218V33H219V32H222ZM251 30H252V28H251ZM263 30H264V29H263ZM34 31H35V29H34ZM112 31H115V30H113V28H112ZM143 31H144V30H143ZM143 31H142V32H143ZM152 31H154V30H152ZM167 31H168V30H167ZM228 31H229V30H228ZM249 31H250V30L248 29L246 32H249ZM110 32H111V31H110ZM124 32H125V31H124ZM161 32H162V31H161ZM180 32H181V31H179V33H178V32H177V33H178V34H182V33H180ZM190 32H191V31H190ZM196 32H197V31H196ZM238 32H239V34H242V33H241L242 31H240V29H239ZM71 33H72V32H71ZM118 33L121 34V32H118ZM148 33H149V32H148ZM162 33H163V32H162ZM226 33H227V32H226ZM234 33H235V32H234ZM234 33H233V34H234ZM244 33H245V31H244ZM252 33H253V32H252ZM252 33H250V34H252ZM46 34H48V32H46ZM49 34H50V32H49ZM49 34H48V35H49ZM114 34H116V33H114ZM120 34H119V35H120ZM124 34H125V33H124ZM124 34H123V35H124ZM143 34L145 35V33H143ZM143 34H140V35H143ZM152 34L155 35L154 32H153ZM165 34H166V33H165ZM183 34H184V33H183ZM192 34H193V33H191V36H192V38H194V37H193L194 34H193V35H192ZM219 34H221V33H219ZM228 34H229V33H228ZM248 34H249V33H248ZM248 34H245V35L247 36ZM258 34H257V36H258ZM48 35H47V36H48ZM73 35H74V34H70L69 36L72 37ZM119 35H118V36H119ZM123 35H122V37H124ZM138 35H139V34H138ZM138 35H137V36H138ZM150 35H151V34H150ZM160 35H161V34H160ZM168 35H169V34H168ZM172 35H173V34H172ZM174 35H175V34H174ZM221 35L223 36V34H221ZM224 35H225V34H224ZM263 35H264V34H263ZM263 35H262V36H263ZM50 36H51V34H50ZM50 36H49V37H50ZM53 36H54V34H53ZM53 36H52V37H53ZM132 36H131V37H132ZM145 36H147V35H145ZM155 36H156V35H155ZM155 36H154V37H155ZM166 36H167V35H166ZM169 36H170V35H169ZM178 36H179L178 40H180V42H179L178 40H177V42H179V43H181V44H185V43H182V42H181V40H183V39L180 38V35H178ZM178 36H177V37H178ZM182 36H184V35H182ZM187 36H188V32H187ZM187 36H185V38H186ZM228 36H229V35H228ZM228 36H227V34H226V37H228ZM252 36H253V35H252ZM260 36H258V37L261 38ZM55 37H56V34H55ZM61 37H63V36H61ZM70 37H67V39H69ZM79 37H80V36H79ZM79 37H78V38H79ZM110 37H111V36H110ZM113 37H114V36H113ZM125 37H126V35H125ZM138 37H139V36H138ZM138 37H137V38H138ZM143 37H144V36H143ZM151 37H152V36H151ZM156 37H157V36H156ZM164 37H165V36H164ZM223 37H225V36H223ZM239 37H240V36H239ZM250 37H251V36H250ZM254 37H256L255 34H254ZM258 37H256V38H258ZM73 38H74V36H73ZM75 38H77V37L75 36ZM105 38H106V37H105ZM105 38H103V40H104ZM111 38H112V37H111ZM111 38H110V39H111ZM115 38H116V37H115ZM120 38H121V37H120ZM127 38H128V37H127ZM137 38H135V39L133 38L134 41H130L131 43H134V42L136 41V43H135V45H134L135 47H136V44H140V43H137V41H138V39H139V38H138V39H137ZM152 38H153V37H152ZM165 38H166V37H165ZM168 38H170V37H168ZM182 38H183V37H182ZM228 38H229V37H228ZM228 38H227V39H228ZM240 38H241V37H240ZM99 39H100V38H99ZM99 39H98V43H97V41H96V43H97L98 45H99V42H100ZM117 39H118V37H117ZM117 39H116V40H117ZM136 39H137V40H136ZM159 39H160V38H159ZM172 39H173V36H172ZM176 39H177V38H176ZM196 39H197V38H196ZM196 39H195V38L193 39L194 45L199 43V42H197V43L195 42ZM213 39H215V40L213 41ZM220 39H221V38H220ZM230 39H233V38L230 37ZM230 39H229V41H231ZM249 39H250V38H249ZM54 40L56 41L57 39L55 38ZM78 40H79V42L82 41V39H81V40L78 39ZM100 40H101V39H100ZM103 40H102V43H103V44H104V42H107V41H108L107 39H106L107 41H106V40L103 41ZM121 40H122V39H121ZM121 40H120V41H121ZM123 40L125 41V39H123ZM130 40H131V39H130ZM148 40H149V39H148ZM148 40H146V42H147ZM157 40H158V38H157ZM185 40H187V39H185ZM236 40H237V38H236ZM253 40H255V38H253ZM253 40H250L251 42L249 41V44H247V45H246V44H243V45H242V44H239V49H231L232 47H231V48L229 47V50H233L232 53H235V54H236V57H235V56H233V57H234V59L236 58V59H235L236 62L239 63V64L242 66L241 68H244V69H243L244 71H245V70H247V71H252V72H254V73H256V74H258L259 76H261V77L264 78V48H263L264 46L261 45V46H263V47H262V48H259V53H257V50H255L256 48H255L254 45H253L254 43L252 42ZM259 40H260V39H259ZM263 40H264V39H263ZM57 41H58V40H57ZM111 41L113 42V40H111ZM111 41H110V42H111ZM118 41H119V39H118ZM126 41H129V40H126ZM150 41H151V39H150ZM150 41H148L147 43H150ZM183 41H184V40H183ZM191 41H192V40H190V42H191ZM225 41H226V40H224L223 42L225 43ZM227 41H228V40H227ZM227 41H226V42H227ZM233 41H235V38L233 39ZM84 42H85V40H83L82 43L84 44ZM112 42H111V43H112ZM140 42H143V43H144V40H143V41H140ZM153 42H154V41H153ZM161 42H164V41H161ZM184 42H185V41H184ZM201 42H200V45L202 44ZM217 42H218V41H217ZM217 42H216V43H217ZM223 42H222V43H223ZM255 42H256V41H255ZM57 43H58V42H57ZM69 43H70V42H69ZM82 43H81V44H82ZM94 43H95V42H94ZM96 43H95V44H96ZM100 43H101V42H100ZM102 43H101V44H102ZM115 43H116V44H119V43H117V42H115ZM115 43H114L113 45H116ZM123 43H125V42L122 41V44H123ZM154 43H155V42H154ZM158 43H159V42H158ZM188 43H189V42H188ZM227 43H228V42H227ZM227 43H225V44H227ZM231 43H233V42L231 41ZM234 43H235V42H234ZM243 43H244V42H243ZM257 43H259V42H257ZM262 43H263V41H262ZM60 44H61V43H60ZM90 44H91V43H89V45H90ZM101 44H100V48L103 46V44H102V45H101ZM145 44H146V43H145ZM191 44H192V43H191ZM191 44H189V45H191ZM218 44H219V43H218ZM220 44H221V43H220ZM220 44H219L218 46H221ZM263 44H264V43H263ZM91 45H92V44H91ZM93 45H94V44H93ZM109 45H110V44H109ZM123 45H124V44H123ZM146 45H147V44H146ZM173 45H174V44H173ZM177 45H178V44H177ZM186 45H187V44H186ZM198 45H199V44H198ZM204 45H202V46H204ZM222 45H223V44H222ZM231 45L233 46V44H231ZM251 45H253V46H251ZM259 45H260V44H259ZM81 46H82V45H81ZM84 46H85V45H84ZM149 46H150V45H149ZM160 46H161V45H160ZM163 46H164V45H163ZM181 46H182V45H181ZM187 46H188V45H187ZM202 46H201V47H202ZM218 46H217V47H218ZM227 46H229V45L227 44ZM92 47H93L94 51L97 50V52H98V49H99L98 47H99V46L94 45V46H92ZM94 47H97L98 49H96V48H94ZM108 47H109V46H108ZM108 47H106V50H107L106 52H108L110 48H111V50H112V52H113V49H112V48H114V47L111 46L109 49H108ZM116 47H117V46H116ZM141 47H142V49H143V46H142V45H141ZM177 47H178V46H177ZM182 47H183V46H182ZM191 47H193V46L191 45ZM195 47H197V48L199 49L200 46L198 47L197 45H195ZM204 47H205V46H204ZM215 47H216V46H215ZM215 47H213V49H214ZM217 47H216V49L218 50L219 47H218V48H217ZM221 47H224V45L221 46ZM102 48H103V47H102ZM117 48H119V47H117ZM120 48H121V46H120ZM120 48H119V49H120ZM144 48H145V46H144ZM147 48H148V47H147ZM149 48H153V47H149ZM154 48H155V46H154ZM193 48H194V47H193ZM193 48H192V49H193ZM205 48H206V47H205ZM205 48H204V51H205ZM208 48L206 49L207 52L210 51ZM224 48H226V46H225ZM233 48H235V47H233ZM91 49H92V48H91ZM128 49H129V48H128ZM142 49H141V50H142ZM145 49H146V48H145ZM145 49H143V50H145ZM156 49H157V47H156ZM156 49H155V50H156ZM177 49H178V48H177ZM179 49H180V48H179ZM185 49H187L188 52L191 53V50H189L188 48H185ZM200 49H201V48H200ZM219 49L221 50V48H219ZM222 49H223V48H222ZM104 50H105V48H104ZM104 50H103V51H104ZM111 50H110L108 53L111 54ZM126 50H127V49H126ZM134 50H135V49H134ZM136 50H137V49H136ZM143 50H142V51H143ZM187 50H186V51H187ZM195 50H196V48H195ZM214 50H215V49H214ZM214 50L211 51L212 54H213ZM223 50H224V49H223ZM226 50H227V49H225V51H226ZM118 51H119V50H118ZM118 51H116V52L118 53ZM124 51H125V50H124ZM148 51H149V52H150V51L153 52V50L150 49V50H147V51H146V52H147L146 54H148ZM186 51H185V52H186ZM198 51H200L201 54H202V51H201V50H198ZM204 51H203V53H204ZM95 52H96V51H95ZM99 52L102 53V49H101ZM99 52H98V54H99ZM106 52H105V54H106ZM114 52H115V51H114ZM127 52H129V51L127 50ZM131 52L133 53V55L135 54L134 51H131ZM138 52H139V50H138ZM143 52H144V51H143ZM152 52H151V54H152ZM157 52H159V51L157 50ZM188 52H186V54H187ZM193 52H194V51H192V53H193ZM211 52H210V54H211ZM218 52H220V51L218 50ZM223 52H224V51H223ZM132 53H131V54H132ZM194 53H195V52H194ZM194 53H193V54H194ZM228 53H229V52H228ZM125 54L130 55V56H129L130 58L128 57L129 59H131V56L133 57V55H131L130 53H129V54L126 53V51H125ZM143 54H145V53H143ZM167 54H168V53H167ZM199 54H200V53H199ZM201 54H200V55H201ZM204 54H208V53L205 52ZM210 54H209V56H210ZM212 54H211V56H212ZM230 54H231V53H230ZM103 55H104V54H103ZM107 55L110 56L109 54H107ZM111 55H113V56L115 57L114 54H111ZM120 55H121V53H120ZM157 55H158V54H157ZM169 55H170V51H169ZM169 55H168V56H169ZM171 55H172V54H171ZM171 55H170V56H171ZM175 55H176V54H175ZM195 55H196V54H194L193 57H195ZM200 55H199V56H200ZM214 55H215V54H214ZM137 56H138V55H137ZM150 56L153 57L154 55H153V56L150 55ZM155 56H156V55H155ZM164 56H165V55H164ZM168 56H167V57L165 56V57H166V58H165V61H166V59L168 58ZM188 56H189V58L191 57L190 55L187 54V57H188ZM218 56H219V55H218ZM134 57H136V54L134 55ZM140 57H141V56H138V58H140ZM158 57H159V55H158L157 57H155V59H157ZM160 57L162 58V55H160ZM181 57H182V56H181ZM193 57H191V58H193ZM197 57H198V56H197ZM205 57H207V55H206ZM214 57H217V55H215ZM227 57H228V56H227ZM105 58L108 59L107 57H105ZM115 58H116V57H115ZM118 58L120 59V56H118ZM184 58H185V57H184ZM184 58H183V60H184ZM191 58H190V61H191ZM209 58H210V57H209ZM211 58H212V57H211ZM219 58H220V57H219ZM109 59H111V58L109 57ZM140 59H142V57H141ZM143 59H144V56H143ZM147 59H148V58H147ZM152 59H154V58H152ZM163 59H164V58H162V61H163ZM194 59H195V62L197 63V61H196L197 58H194ZM221 59H223V58H221ZM221 59H220V61H221ZM234 59H233V61H234ZM111 60H114V59H111ZM123 60H124V59H123ZM123 60H122V62H123ZM127 60H128V59H127ZM171 60H172V58H171ZM183 60H180V61H182V65H181V67L184 68L185 66H184L183 64H185L186 62L184 63ZM217 60H218V58H217ZM115 61H116V60H115ZM115 61H111L110 63H111V64H112V63H114V64H115V63H116V64L119 63V62L117 63V61H116V62H115ZM129 61H130V60H129ZM129 61H128V62H129ZM133 61H134V60H133ZM140 61H141V60H140ZM142 61H143V60H142ZM142 61H141V62H142ZM155 61H156V60H155ZM157 61H158V63H159V62L162 63V61H161L160 59L157 60ZM168 61H170V60L168 59ZM177 61H178V60H177ZM187 61H188V60H187ZM212 61H213V60H212ZM214 61H215V58H214ZM218 61H219V60H218ZM229 61H230V60H229ZM105 62H107V61H105ZM105 62H104V63H105ZM145 62H146V61H145ZM216 62H217V61H216ZM222 62H224V61L222 60L221 63H222ZM129 63H130V62H129ZM143 63H144V62H143ZM153 63H154V62H153ZM153 63H151L150 65H152ZM155 63H156V62H155ZM160 63H159L158 65H161ZM165 63H166V65H167V62H165ZM188 63H190V62L188 61ZM188 63H187V64H188ZM221 63H218V65L221 64ZM224 63H226V62H224ZM229 63H230V62H229ZM231 63H232V62H231ZM107 64H108V63H107ZM123 64H124V62H123ZM135 64H138V65H139V63H135ZM174 64H175V63H174ZM174 64H172V65L174 66ZM194 64H195V63H194ZM209 64H210V65H209L210 67H209L208 71L210 72V70H211L212 67H211V63H209ZM233 64H234V63H233ZM102 65H104V64L102 63ZM130 65H131V64H130ZM138 65H136V66L139 67V68L142 67V65H141V66H140V65L138 66ZM145 65H146V64H145ZM153 65H154V64H153ZM155 65H157V64H155ZM168 65H169V64H168ZM185 65H186V64H185ZM235 65H237V64H235ZM235 65H234L233 67H235ZM107 66L109 67V65H107ZM113 66H115V65H113ZM116 66H118V65H116ZM143 66H144V65H143ZM147 66H148V65H147ZM147 66H146V69H147ZM162 66H163V63H162ZM175 66H176V65H175ZM175 66H174L173 68H175ZM188 66H189V64H188ZM188 66H186L185 68H187ZM191 66H192V65H191ZM193 66H194V65H193ZM104 67H105V66H104ZM121 67H122V66H120V64H119V68H120V69H121ZM137 67H136V68H137ZM176 67H177V66H176ZM201 67H202V66H201ZM201 67H200V68H201ZM220 67H221V66H220ZM225 67H226V66H225ZM236 67H237V66H236ZM111 68H112V70L114 69V68L112 67V65H111ZM126 68H127V67H126ZM134 68H135V66H134ZM134 68H133V69H134ZM136 68H135V71H136ZM139 68H137V69H139ZM157 68H158V70H157ZM157 68H156V69H155V68H153V69L150 68V69H152V72H154L153 70H157V71H155V73H153L154 77H153V75L150 73L152 76H150V77H148V78L146 77L147 80H151L152 77L155 78L156 73L159 71V69H160L161 67H160V68L157 67ZM177 68H180V67L178 66ZM185 68H184V69H185ZM188 68H189V67H188ZM188 68H187V70H186V71H187V76L190 75V74H188L190 68H189V70H188ZM207 68H208V67H206V69H207ZM215 68H216V67H215ZM221 68H224V66H222ZM239 68H240V67H239ZM120 69H119V70H120ZM130 69L132 70L131 67H130ZM140 69H141V68H140ZM142 69H143V68H142ZM142 69H141V70H142ZM146 69H145V70H146ZM150 69H149V70H150ZM163 69L165 70L166 68H164V66H163ZM169 69H170V68H169ZM181 69H182V68H181ZM181 69H180V70H181ZM193 69H194V68H193ZM206 69H204V70H206ZM212 69H213V68H212ZM231 69H232V67L230 68V70H229L228 72H230V71H231V72H232V71L234 72V71H235V70H231ZM235 69H236V68H235ZM123 70H124V68H123ZM123 70L121 69V70H120V73H121V71H122V73H123ZM145 70H144V71H145ZM164 70H163V71H164ZM175 70H178V69L175 68ZM238 70H240V69H237V72H236L237 74H239V71H238ZM138 71H140V70H138ZM138 71H136L135 74L139 73ZM197 71H198V70H197ZM213 71H214V70H213ZM244 71H243V72H244ZM75 72H76V71H75ZM77 72H78V71H77ZM77 72H76V73H77ZM116 72H118V71H116ZM132 72H134V70H133ZM140 72H141V71H140ZM146 72H147V71H146ZM146 72H144V73H146ZM159 72H160V71H159ZM195 72H196V71H195ZM199 72H200V71H199ZM240 72H242V71H240ZM243 72H242V73H243ZM245 72H246V71H245ZM245 72H244V73H245ZM120 73H119V74H120ZM122 73H121V74H122ZM174 73H175V72H174ZM214 73H215V72H214ZM244 73H243V74H244ZM131 74H132V73H131ZM135 74H134V76H136ZM150 74H149V75H150ZM182 74H183V72H182ZM201 74H203V73H201ZM205 74H207V72H206ZM210 74H211V76H214V75H212L213 73H210ZM210 74H209V75H210ZM227 74H229V73H227ZM142 75H143V74H142ZM142 75H141V76H142ZM149 75H148V76H149ZM163 75H166V73L163 74V72H162V77H163ZM175 75H176V76L178 77V79H179V77H180V76H178L179 74L177 73V74H175ZM180 75H181V74H180ZM185 75H186V74H185ZM193 75H196V73H194ZM197 75H198V74H197ZM258 75H257V77H258ZM78 76H79V73H78ZM171 76H173V75L171 74ZM187 76H185V78H186ZM204 76H205V75L203 74V77H204ZM215 76L217 77L218 75L215 74ZM233 76H234V75H233ZM237 76H238V75H236V78L239 77V76H238V77H237ZM241 76H243V75H241V73H240V77L238 78L239 80H240ZM246 76H247V73L245 74V77H244V78H246ZM73 77H75V76H73ZM139 77H140V75H139ZM167 77H168V75H167ZM181 77H183V76H181ZM188 77H189V76H188ZM190 77H191V75H190ZM190 77H189V78H190ZM192 77H193V76H192ZM194 77H196V76H194ZM197 77H198V76H197ZM229 77H230V75H229ZM251 77L253 78L254 75H253V76L251 75ZM80 78H81V76H80ZM135 78H136V77H135ZM137 78H138V77H137ZM137 78H136V79H137ZM143 78H144V77H143ZM143 78L140 77L139 79H143ZM158 78H159V77H158V74H157V80H158ZM163 78H164L163 80L165 81L166 77H163ZM199 78H200V77H199ZM199 78H198V79H199ZM222 78L224 79V81H226L225 77H222ZM231 78H232V77H231ZM231 78H229L230 80L227 79V80H229V83H226V84H229V85H230V83H231V81H232ZM234 78H235V77H234ZM234 78H233V79H234ZM244 78H243V79H244ZM254 78H256V77H254ZM254 78H253V79H254ZM74 79L76 80V78H74ZM74 79H73V81H75ZM139 79H138V80H139ZM159 79H160V78H159ZM170 79H171V78H170ZM180 79H181V78H180ZM186 79H187V78H186ZM194 79H196V78H193V80H194ZM201 79H202V78H201ZM201 79H200V81H201ZM206 79H207V77H206ZM80 80H81V79H80ZM138 80H137V81H138ZM163 80H162V82H164ZM172 80H176L175 91L180 90L181 88H182V89H181L180 91H181L182 93H183L184 90H188V91L190 90V89H188V88H189L188 86L191 84L192 80H190L191 82L188 83V81H186V80L184 81V77H183V81H184V82H183V81H182V82L184 83V85L186 86V84L188 83L186 87L183 85V83L180 82L182 79L179 80V84H182V86L184 87V89H183V87H181V86H180L181 88L178 89L179 86H177V85H178V83H177V78L175 79V78L172 77ZM172 80H169V82L172 81ZM188 80H189V79H188ZM220 80H221V79H220ZM241 80H242V79H241ZM246 80H247V79H245V81H246ZM249 80H250V79H249ZM76 81H77V80H76ZM151 81H152V80H151ZM202 81H204V80H202ZM206 81L208 82L209 80H208V79L205 80V83H206ZM222 81H223V80H222ZM222 81H221V82H222ZM243 81H244V80H243ZM263 81H264V80H263ZM139 82H140V80H139ZM143 82L145 83L144 80H143ZM143 82H142V83H143ZM152 82H154V80H153ZM159 82H160V80H159ZM166 82H167V80H166ZM185 82H186V84H185ZM214 82H215V81H214ZM226 82H227V81H226ZM235 82H237V81H234V82H233V83H234V86L238 84V82H237V83H235ZM239 82H240V81H239ZM247 82H248V80H247ZM247 82H246V83H247ZM249 82H251V81H249ZM261 82H262V80H261ZM80 83H81V82L79 81V78H78V85H79ZM142 83H140V84H142ZM170 83H171V82H170ZM173 83H175V81H173ZM216 83H217V81H216ZM233 83H232V84H233ZM242 83H243L244 86H246V84H244V82H242ZM151 84H152V83H151ZM154 84H155V83H153L152 85H154ZM156 84H157V83H156ZM156 84L154 85V87H152V88H154L153 90L156 89V88H155V86H157ZM159 84H161V83H159ZM159 84H158V85H159ZM165 84H166V83H165ZM165 84H163V85H165ZM194 84H195V80H194ZM203 84H204V83H203ZM212 84H213V82H212ZM248 84H249V83H248ZM132 85H133V84H132ZM146 85H149V84H146ZM163 85H162V86H163ZM207 85H208V83H207ZM240 85H241V83H240ZM142 86H143V84H142ZM160 86H161V85H160ZM166 86H167V84H166ZM190 86H191V85H190ZM237 86H239V85H237ZM247 86H249V85H247ZM77 87H80V88H78V89H80V90L83 89V87H81V86H77ZM132 87H134V85H133ZM144 87H145V86H144ZM169 87H170V86H169ZM199 87H200V85H198V89H200ZM202 87H203V86H202ZM134 88H135V87H134ZM145 88H146V87H145ZM150 88H151V87H150ZM152 88H151V89H152ZM160 88H161V87H160ZM165 88L169 91V92H168V91L166 90V91L168 92V93H167V95H168V94L170 93V90H171V89L169 90V89H168V86L165 87ZM186 88H187V89H186ZM190 88H191V90H192V87H190ZM211 88H212V87H211ZM84 89H85V88H84ZM84 89L82 90L83 93H84ZM120 89H121V88H120ZM120 89H119V90H120ZM128 89H129V88H128ZM137 89H139V88H137ZM141 89H142V88H141ZM151 89H150V91H151ZM176 89H177V90H176ZM205 89H206V88H205ZM80 90H79V91H80ZM108 90H109V89H108ZM123 90H124V89H123ZM144 90H145V89H144ZM153 90H152V91H153ZM191 90H190V91H191ZM200 90H201V89H200ZM206 90H207V89H206ZM114 91H115V90H114ZM116 91H117V90H116ZM128 91H129V90H128ZM147 91H148V89H147ZM152 91H151V92H152ZM158 91H159V89H158ZM158 91H157V93L160 92L161 94H163V93L165 92V91L162 92L161 90H160L159 92H158ZM193 91L195 92V90H193ZM198 91H199V90H198ZM85 92H86V91H85ZM109 92H112V91L109 90ZM118 92H119V91H118ZM118 92H117V93H118ZM153 92H154V91H153ZM155 92H156V90H155ZM184 92H185V91H184ZM194 92H193V93H194ZM147 93H149V92H147ZM147 93H146V95H147ZM186 93L188 94L187 91H186ZM202 93H203V92H202ZM81 94H82V93H81ZM109 94H110V93H109ZM144 94H145V93H144ZM149 94H150V93H149ZM151 94H152V93H151ZM154 94H155V93H154ZM164 94H165V96H166V92H165ZM164 94H163V95H164ZM195 94H196V92H195ZM98 95H99V96H103L104 94H103V95H101V94H97L96 96H98ZM118 95H119V94H118ZM129 95H130V93L128 94V96H129ZM158 95H159V94H158ZM169 95H170V94H169ZM199 95L202 96L201 94H199ZM107 96H108V95H105V98H106ZM135 96H136V95H135ZM153 96L156 97V95H153ZM161 96H162V95H160V97H161ZM165 96H162V97L165 98ZM177 96H178V95H177ZM177 96H176V97H177ZM200 96H199V97H200ZM214 96H215V95H214ZM57 97H58V96H57ZM57 97H56V100L59 99V97H58V98H57ZM62 97H63V96H61L60 102H61V101L64 102V101H63L64 98H62ZM84 97H85V96H84ZM84 97H83V98H84ZM86 97H87V93H86ZM86 97H85V98H86ZM89 97H90V96H89ZM94 97H95V96H94ZM120 97H121V96H120ZM149 97H150V95H149ZM173 97H174V99H177V98H175V96H173ZM95 98H96V97H95ZM102 98H103V97H100V99H102ZM115 98L117 99V97H115ZM133 98H134V97H133ZM133 98H132V99H133ZM137 98H138V97H137ZM179 98H180V97H179ZM186 98H188V97H185V99H186ZM212 98H213V97H212ZM89 99H90V98L87 99V102H88ZM96 99H97V98H96ZM120 99H121V98H120ZM120 99L118 98V99H117V102H118ZM122 99H123V98H122ZM122 99H121V100H122ZM127 99H128V98H127ZM155 99H156V98H155ZM205 99H206V98H205ZM54 100H55V99H54ZM69 100H70V99H69ZM71 100H72V99H71ZM121 100H120V102H121ZM187 100H188V99H187ZM72 101H73V100H72ZM72 101H71V103H72ZM74 101H75V102H74ZM74 101H73L74 104H76V103L78 104V101H76V100H74ZM90 101H91V99L89 100V102H90ZM128 101H129V99H128ZM128 101H127V103H128ZM137 101H138V100H136L135 103H137ZM143 101H145V100H143ZM148 101H152V99H151V100H148ZM153 101H154V100H153ZM153 101H152V103H155V104H154L155 107L160 105V103L153 102ZM157 101H158V100H157ZM169 101H170V100H169ZM171 101H172V100H171ZM178 101L181 102V100H178V99H177V102H178ZM188 101H189V100H188ZM204 101H205V100H204ZM206 101H207V100H206ZM124 102H126V101H124ZM130 102H131V101H130ZM146 102H147V101H146ZM162 102H163V101H162ZM162 102H161V103H162ZM179 102H178V103H179ZM199 102H200V101H199ZM212 102H213V101H211V103H212ZM49 103H51V102H49ZM85 103H86V100H85ZM121 103L123 104V102H121ZM121 103H119V104H121ZM135 103H134V104H135ZM147 103L149 104V102H147ZM175 103H176V101H175ZM182 103H184L183 107H184V106L186 107V101L184 100V102L182 101ZM193 103H194V102H193ZM213 103H214V102H213ZM213 103H212V104H213ZM215 103H216V102H215ZM59 104H60V103H57V105H59ZM64 104H65V102H64ZM64 104L61 103V106H63ZM66 104H69V103L66 101ZM72 104H73V103H72ZM77 104H76V105H77ZM81 104H82V103H81ZM87 104H89V103H87ZM114 104H115V106H116L117 103L115 102ZM138 104H139V101H138ZM162 104H164V103H162ZM162 104H161V105H162ZM180 104H181V103H180ZM199 104H200V103H199ZM202 104L204 105V102H203ZM226 104H227V103H226ZM54 105H55V104H54ZM89 105H90V104H89ZM117 105H118V104H117ZM150 105H151V103H150L148 106H150ZM152 105H153V104H152ZM154 105H153V106H154ZM189 105H190V103H189ZM206 105H207V104H206ZM206 105H204V106L206 107ZM48 106L50 107L51 105L48 104ZM48 106H47V107H48ZM72 106H73V105H72ZM82 106H84V105L82 104ZM90 106H91V105H90ZM119 106H120V105H119ZM136 106H138V105H136ZM163 106H164V105H163ZM176 106H177V105H176ZM181 106H182V105H181ZM197 106H198V105H197ZM207 106H208V105H207ZM49 107H48V108H49ZM66 107H69V106L66 105ZM66 107L64 108V109H65V112L68 110V108H67V110H66ZM78 107H79V105H78L77 107L74 106L75 110H76V108L78 109ZM94 107H96V106L93 105V109H94ZM98 107H99V106H98ZM116 107H117V106H116ZM138 107H139V106H138ZM155 107H154V108H155ZM169 107H170V104H169ZM173 107H174V105H173ZM173 107H172V108H173ZM183 107H182V108H183ZM185 107H184V109H183L184 111H185L186 109H188L187 107H189V106H187L186 109H185ZM190 107H191V106H190ZM193 107H194V106H193ZM214 107H215V105H214ZM50 108H51V107H50ZM52 108H53V107H52ZM52 108H51V109H52ZM57 108H60V109H61V107H59V106H57ZM80 108H82V107H80ZM88 108H89V107H88ZM88 108H86V109L88 110ZM139 108H140V107H139ZM149 108L151 109V106H150ZM165 108H166V107H165ZM170 108H171V107H170ZM176 108H177V107H176ZM179 108H180V107H179ZM202 108H203V107H202ZM60 109H59V110H60ZM64 109L62 108L61 110H64ZM71 109H72V108H71ZM82 109H83V111L85 110L84 107H83ZM89 109H90V108H89ZM129 109H130V107H129ZM156 109H157V107H156ZM75 110H74V111H75ZM78 110H80V109H78ZM94 110H95V109H94ZM166 110H167V109H166ZM168 110H169V109H168ZM178 110H179V109H178ZM178 110L175 111V108H174V110H171V112L173 111L172 113H174V111L177 112ZM183 110H182V111H183ZM199 110H200V109H199ZM201 110H202V109H201ZM216 110H217V108H216ZM47 111H49V113H50V110H49V109H48ZM52 111H53V110H52ZM55 111H56V110H55ZM68 111H69V110H68ZM80 111H81V110H80ZM80 111H77V112H79L78 114H80V113L83 114V113H82L83 111H82V112H80ZM97 111H98V110H97ZM156 111H157V110H156ZM156 111H155V113H156ZM182 111H180V113L177 112L178 117L180 116V118L182 119V121H183V118H184V120L188 121L187 123H189V120H190V121H191V120L194 121L192 118H195V116H197V114H196V115H195V114H192V116H189V117H192V118L188 120L187 118H185V117L189 114V113H188V114L186 115V112H188V110L185 111V113L182 112ZM190 111H191V109L189 110V112H190ZM192 111H193V109H192ZM204 111H205V112L208 111V108H206ZM204 111H202V112H204ZM61 112H63V111H61ZM61 112H60V113H61ZM149 112H150V111H149ZM164 112H168V111H164ZM169 112H170V111H169ZM208 112H209V111H208ZM208 112H206V113H204V114H208ZM216 112H218V111H216ZM68 113H69V112H68ZM70 113H73V109H72V112L70 111ZM70 113H69V114H70ZM107 113H108V112H107ZM107 113H106V114H107ZM153 113H154V112H153ZM181 113H182L183 115H181ZM198 113H199V111H198ZM55 114H56V113H55ZM55 114H53V115H55ZM57 114H58V113H57ZM61 114H62V113H61ZM61 114L57 115L56 117L54 116L55 119H57L58 116H62ZM69 114H68V116H69ZM73 114H76V111H75ZM81 114H80L79 116H77V117L79 118V117L81 116ZM179 114H180V115H179ZM199 114H201V113H199ZM64 115H65V113H64ZM155 115H157V114H155ZM172 115H173V114H172ZM175 115H176V114H175ZM184 115H186V116L183 117ZM194 115H195V116H194ZM209 115H211L210 112H209ZM217 115H218V114H217ZM66 116H67V115H66ZM68 116H67L66 122H67V120L69 119ZM71 116H72V118L74 117L73 115H71ZM138 116H139V115H138ZM173 116H174V115H173ZM181 116H182V117H181ZM193 116H194V117H193ZM214 116H215V114H214ZM219 116H220V115H219ZM63 117H64V116H63ZM81 117H82V116H81ZM139 117L142 118L141 115H140ZM155 117H156V116H155ZM163 117H164V116H163ZM169 117H170V116H169ZM175 117L177 118V116H175ZM202 117H203V115H202L200 118H202ZM94 118H95V117H94ZM119 118H120V116H119ZM147 118H148V117H147ZM147 118H146V117L144 118V119H145L144 122H146ZM149 118H150V117H149ZM158 118H159V117H158ZM197 118H198V117H197ZM207 118H211V116H210V117L207 116L206 119H207ZM53 119H54V118H53ZM59 119H60V118H59ZM62 119H63V118H62ZM73 119H74V118H73ZM81 119H83V118H79L78 120H81ZM138 119H140V118H138ZM154 119H155V118H154ZM162 119H163V118H162ZM162 119H161V120H162ZM170 119H171V118H170ZM198 119H199V118H198ZM204 119H205V117H204ZM206 119H205V120H206ZM64 120H65V118H64ZM71 120H72V119H71ZM75 120H77L76 115H75ZM95 120H96V118H95ZM117 120H119V119H117ZM121 120H122V119H120L119 123L121 122ZM177 120H178V118H177ZM179 120H180V119H179ZM201 120H202V119H201ZM69 121H70V120H69ZM96 121H97V120H96ZM96 121H94V122H96ZM151 121H152V120H151ZM167 121H168V120H167ZM182 121H181V122H182ZM192 121H191V124H196L195 122L192 123ZM195 121H196V119H195ZM229 121H230V120H228V122H229ZM97 122H98V121H97ZM116 122H118V121H116ZM149 122H150V121H149ZM176 122H177V121H176ZM179 122H180V121H179ZM184 122H185V121H184ZM196 122L199 124V121H198V120H197ZM204 122H206V121H204ZM208 122H209V121H208ZM210 122H211V124L213 123V121H210ZM221 122H222V121H221ZM83 123H84V121L82 122L81 125H83ZM166 123H167V122H166ZM173 123H174V122H173ZM182 123H183V122H182ZM182 123H181V124H182ZM187 123H185L186 126H187ZM206 123H207V122H206ZM224 123H225V121H224ZM94 124H95V123H94ZM142 124H147V125H148V123H142ZM149 124H150V123H149ZM167 124H168V123H167ZM181 124H180V125H181ZM230 124H232V123H230ZM147 125H146V126H147ZM152 125H153V124H152ZM172 125H173V124H172ZM180 125H179V126H180ZM183 125H184V124H183ZM201 125H202V124H201ZM115 126H116V125H115ZM142 126H145V125H142ZM146 126H145V127H146ZM158 126H160V125L158 124V125L155 126V127H154V125H153V127H154L155 129H156V127H158ZM166 126H167V125H166ZM189 126H190V125L188 124V128H189ZM195 126H198V125L196 124ZM212 126H213V124H212ZM214 126H217V125H214ZM72 127H73V126H72ZM75 127H76V126H75ZM78 127H80V125H79ZM116 127H117V126H116ZM145 127H143V128H145ZM148 127H150V126L148 125ZM151 127H152V126H151ZM161 127H162V126H161ZM199 127H200V126H199ZM199 127H198V128H199ZM208 127H209V126H208ZM210 127H211V125H210ZM210 127H209V128H210ZM217 127H218V126H217ZM229 127H230V125H229ZM90 128H91V127H89V129H87V132H88V130H89V132L92 133V131H90V130H91ZM107 128H110V127H107ZM117 128H118V127H117ZM146 128H147V127H146ZM172 128H173V127H172ZM175 128H176V127H175ZM191 128H193V125L191 126ZM206 128H207V126H206ZM215 128H216V127H215ZM218 128H219V127H218ZM218 128H217V129H218ZM221 128H222V127H221ZM71 129H73V128H71ZM139 129H140V128H139ZM139 129L137 128V130H139ZM155 129H153L154 132H153L152 129H151V131H152L154 134H156ZM158 129H159V128H157L156 130H158ZM162 129H163V128H162ZM183 129H184V128H182V130H183ZM194 129H197V128H194ZM194 129H193V130H194ZM202 129H203V128H202ZM202 129H201V130H202ZM207 129H208V128H207ZM217 129H216L215 131L213 130V132H217V131H218ZM108 130L112 131L111 129H108ZM108 130L106 129L105 131H106V132H110V131H108ZM117 130H118V129H117ZM163 130L165 131V129H163ZM163 130L161 131L162 134H164V133L167 134V133H168V132H167V133H166V132L163 133ZM176 130H177V128H176ZM182 130H181V131H182ZM185 130H186V129H185ZM187 130H188V129H187ZM203 130H204V129H203ZM208 130H209V129H208ZM211 130H212V129H211ZM221 130H222V129H221ZM224 130H225V129H224ZM224 130H223V132H224ZM118 131H119V130H118ZM142 131H144V130H140V132H142ZM149 131H150V130H149ZM158 131H159V130H158ZM158 131H157V132H158ZM166 131H168V130H166ZM181 131H180V132H181ZM190 131H191V129H190ZM190 131L188 130V132H190ZM219 131H220V130H219ZM106 132H105V133H106ZM120 132H121V131H120ZM120 132H117V133L113 132V135H114V133H115V136H116V135L120 134ZM144 132H145V131H144ZM144 132H143V133H144ZM198 132H199V131H198ZM93 133H94V131H93ZM110 133H111V132H110ZM110 133H106V134H105L106 136H107V134H108L107 137L109 138V139L106 138V140H107V139H108V140H107V143H106V145H105V148L108 149V156H107V154H103V153L101 152V147L99 146V144H100V138L98 137L97 132H96V134H94L92 137H90L91 139L93 138L92 141H91V143H92L91 146H92V152H93V155H95L96 157H101V156L106 155V157L108 158V159H107V158H106V159H107L108 161H107L106 159H103V160H105V161L108 162V163L110 162V164H115V163L118 164V163H119V164H118L119 167H120L121 165H122V166H125V164H126V165H128V166H127V167L125 166V167H126V169L128 168V171H129V169H130V171H133V170H135L136 168H137V169L139 168L140 171H139V169H138V172H137V173L141 172V166L144 164L145 168L142 167V169L144 168V169H143V171H144V174H143L144 177H146L145 175H147V173H148V174L150 175V178H152L151 180H154V179H153V176H154V175H152V173H151L152 171L150 172V170H152L154 167H153V168L151 167V169H149V166H150V165H148V164H150V163H148L149 161L146 162L145 160H142V165H140V164H141V160H140V164H139V162H138L139 159H138L137 163H138L140 166H139V167H137V166L135 167V166H134V167H135L134 169H133V166H132V168H129V163H130V162H128V161H129V160H128L129 158L127 159L128 161L125 160L127 157H126L125 159H123V160H125L126 163H124L123 160H122V162H121V160L119 159L120 157H122V156L124 157V155H126V156L133 155L132 152H131L132 149H131L130 146H126V144L128 145V141H126V142L124 143V142H123L124 139L122 140V139H121V136H119V138H118V137H116V138H111V137H112V136H111L112 134H110ZM121 133H122V135H124V134H123V131H122ZM143 133H141V134H142L141 136H143V135L145 136V134H146V135H151V137L153 136V135H152L153 133H152V134H148V131H147V133H146V132H145L144 134H143ZM170 133H171V135L168 134V135H166L167 137L163 136L162 134L159 135V137H160L161 139H163V140L166 141V142H170V143H171L170 145L167 144V147L165 146L166 143H164V145L161 143L162 146L165 147L167 150L170 149V148H168V147L171 146L172 143H173V141H172L170 138H171L174 134H172L171 131H170ZM173 133H174V132H173ZM177 133H179V131H178ZM191 133H192V135H190L191 139H192V137H193V138H196V137H194V136L196 135V132L194 133V131H193V132H190V134H191ZM201 133H204V132H201ZM207 133H210V134H211L210 131H208ZM219 133H220V132H219ZM89 134H90V133H89ZM138 134H139V133H138ZM165 134H164V135H165ZM179 134H180V133H179ZM185 134H186V133H185ZM185 134H184V135H185ZM214 134H215V133H214ZM216 134L218 135V133H216ZM216 134H215V135H216ZM224 134H226V131H225ZM83 135H84V134H83ZM87 135H88V134H87ZM90 135H91V134H90ZM90 135H89V136H90ZM125 135H126V133H125ZM127 135H128V134H127ZM129 135H131V137L133 136L134 138H137V135H134V134H129ZM139 135H140V134H139ZM184 135H183V136H184ZM201 135L203 136V134H201ZM205 135H206V134H204L203 138H202V136H201V138H202L203 140L205 139V137H207V136H205ZM222 135H223V133H222ZM85 136H86V134H85ZM89 136H88V137H89ZM135 136H136V137H135ZM141 136H140V137H141ZM155 136H158V135H155ZM162 136H163V137H162ZM187 136H188V135H187ZM187 136H186V138H187ZM199 136H200V134H199ZM210 136H211V135H210ZM229 136H230V135H229ZM88 137H87V138H88ZM123 137H124V136H123ZM127 137H129V136H127ZM127 137H124V138L126 139ZM131 137H129V138H130L131 140L133 139V141H135V139H134L133 137H132V138H131ZM146 137H147V136H146ZM146 137H144V140L147 139ZM148 137H149V136H148ZM153 137H154V136H153ZM168 137H170V138H168ZM173 137H176V135H174ZM173 137H172V138H173ZM223 137H224V136H223ZM176 138H178V137H176ZM176 138H175V139H176ZM208 138H209V137H208ZM210 138H211V137H210ZM213 138H214V137H213ZM220 138H221V137H220ZM220 138H219V135H218V139H220ZM227 138H228V137H227ZM130 139H129V140H130ZM148 139H149V138H148ZM148 139H147V141H145V143L142 142L143 145H144V144L147 145V143L150 144V142H148ZM179 139H180V138H179ZM181 139L185 140L184 138H181ZM198 139H199V138H198ZM232 139H233V138H231V136H230V142L233 141ZM84 140H87V139L84 138ZM126 140H127V139H126ZM131 140H130V141H131ZM136 140H137V141H135V143L138 142V141H140V140H138V139H136ZM142 140H143V138H142ZM144 140H143V141H144ZM150 140H151V138H150ZM157 140H158V139H157ZM157 140H152L151 143L153 142L152 144H153V145H156V144H157V143H156ZM187 140H188V138H187ZM194 140H195V139H194ZM206 140H207V138H206ZM209 140H210V139H209ZM209 140H207V141H209ZM222 140H223V139H222ZM227 140H229V138H228ZM124 141H125V140H124ZM155 141H156V142H155ZM174 141H175V140H174ZM181 141H182V140H181ZM215 141H216V139H215ZM219 141H221V140H219ZM131 142H132V141H131ZM131 142H130V143H131ZM154 142H155L156 144H154ZM158 142H160V141H158ZM162 142H163V141H162ZM188 142H189V140H188ZM195 142H197V141H195ZM200 142H204V141H200ZM223 142H225V141L223 140ZM227 142H229V141H227ZM142 143H141V144H142ZM176 143H177V141H176ZM179 143H180V142H179ZM186 143H187V141H186ZM198 143H199V142H197L196 144H198ZM233 143H234V141L232 142V144H233ZM235 143H236V142H235ZM82 144H83V141H82V143H81L80 146H83V147H84V144H83V145H82ZM131 144H132V143H131ZM133 144H134V143H133ZM133 144H132V146H133ZM149 144H148V146H149ZM158 144H159V143H158ZM173 144H174V143H173ZM187 144H188V143H187ZM187 144H186V145H187ZM189 144H190V142H189ZM189 144H188V146L191 147V145H189ZM193 144H194V143H193ZM200 144H201V143H200ZM208 144H209V143H208ZM208 144H207V142H206V145H208ZM214 144H215V143H214ZM216 144H218V143H216ZM221 144L223 145L222 142H221ZM228 144H231V143H228ZM145 145H144V146H145ZM150 145H151V144H150ZM204 145H205V143H204ZM204 145L202 144V145H200L199 147H200V149H201V147H202V154L204 153V155H207V153L205 154V152H207V151L203 150V147L206 148V146H204ZM233 145H234V144H233ZM87 146H88V145H87ZM135 146H137V145H135ZM148 146H146V147H148ZM172 146H173V145H172ZM196 146L198 147V145H196ZM196 146H195V148H196ZM213 146H214V145H213ZM219 146H220V144H218V147H219ZM83 147H82V149L85 148V147H84V148H83ZM133 147H134V146H133ZM138 147H139V144H138ZM159 147H161V145H160V146H157V148H159ZM199 147H198V148H199ZM218 147H216V148H217V150H218L219 152H220V151H223V150H220L222 147H223L222 149L225 148L224 145H223V146H220L219 149H218ZM227 147H229V146H227ZM234 147H236V145H235ZM79 148H80V147H79ZM135 148H136V147H135ZM135 148H134L133 150H136ZM142 148H143V147H142ZM157 148H156V149H157ZM171 148H173V147H171ZM195 148H194V149H195ZM198 148H197V149H198ZM208 148H209V147H208ZM212 148H213V147H212ZM212 148H211V149H212ZM216 148H215V149H216ZM209 149H210V148H209ZM227 149H228V148H227ZM235 149H236V148H235ZM251 149H252V148H251ZM80 150H81V149H80ZM145 150H146V149H145ZM149 150H150V146H149ZM149 150H148V151H149ZM151 150H153V149L151 148ZM160 150H161V149H160ZM160 150H158V151H160ZM172 150H173V149H172ZM174 150H175V149H174ZM176 150H178V149H176ZM176 150H175V154H174V151H173V154H174V155H177L178 152H179V154H180V151L177 152ZM248 150H249V149H248ZM142 151H143V150H142ZM158 151H157V153H158ZM161 151H162V150H161ZM170 151H171V150H170ZM184 151H185V149H184ZM196 151L198 152L199 150H196ZM196 151H194V152H196ZM228 151H229V150H228ZM82 152H84V150H83ZM100 152H101L103 155H102ZM143 152H144V151H143ZM165 152H167V151H165ZM165 152H164V153H165ZM200 152H201V150H200ZM209 152H210V150H209ZM216 152H217V151H216ZM216 152H215V153H216ZM219 152L216 153V156H217V154H218ZM149 153H150V151H149ZM153 153H155V152H152L151 154H153ZM159 153H160V152H159ZM162 153H163V152H162ZM176 153H177V154H176ZM210 153H211V152H210ZM222 153H223V152H222ZM222 153H221V155H222ZM255 153H256V152H255ZM255 153H252V154H255ZM146 154H147V153H146ZM196 154H197V153H195V155H196ZM219 154H220V153H219ZM224 154H225V153H224ZM228 154H229V153H228ZM228 154H227V155H228ZM246 154H247V153H246ZM246 154H245V155H246ZM249 154H251V151H250ZM135 155H138V156H139L140 154L137 153V154H134V156H135ZM153 155H154V154H153ZM159 155H160V154H159ZM174 155H173V156H174ZM190 155H191V154H190ZM221 155H220V156H221ZM162 156H163V155H162ZM169 156H170V155H169ZM216 156H215L214 158H218V159L220 158V156H219V157H218V156L216 157ZM222 156L225 157V155H222ZM222 156H221V157H222ZM248 156H249V155H248ZM129 157H130V156H129ZM141 157H143V156H141ZM149 157H150V156H149ZM149 157H148V158H149ZM207 157H210V154H209V156H206V158H207ZM223 157H222V158H223ZM250 157H251V155H250ZM252 157H255V156H252ZM135 158H136V157H135ZM144 158H146V157H144ZM206 158L204 157V159H206ZM210 158H211V157H210ZM222 158L220 159V161L224 159V158H223V159H222ZM225 158H227V157H225ZM150 159H151V158H150ZM160 159H161V158H160ZM160 159H159V160H160ZM208 159H209V158H208ZM208 159H207V160H208ZM98 160H99V159H98ZM103 160H101V162H100V160H99L100 163L98 162V164H100V165H101V164H104V163L102 162ZM119 160H120V162H121L122 164L119 162ZM148 160H149V159H148ZM207 160H206V161H207ZM105 161H104V162H105ZM130 161H134V159L132 160V157H131ZM143 161H144V162H143ZM151 161H152V163H154V161H158V159H157V160H154V161L151 160ZM206 161H205V162H206ZM211 161H212V160H210V159L208 160V162H210V163H211ZM220 161L218 160V162H220ZM224 161H225V159H224ZM106 162H105V164H108V163H106ZM117 162H118V163H117ZM134 162L136 163V161H134ZM134 162H131V164L134 163ZM158 162H159V161H158ZM169 162H170V161H169ZM218 162L214 163V164H215L214 167L217 166L216 164H217ZM221 162H222V161H221ZM96 163H97V162H96ZM96 163H95V164H96ZM147 163H148V164H147ZM200 163H201V161H200ZM210 163H207V164H206V165H207V168H209V167L211 168V164H210ZM222 163H223V162H222ZM110 164H108V166L106 165V166H104V167H109V166H111ZM116 164H115V165H116ZM123 164H124V165H123ZM131 164H130V166H131ZM145 164H147L148 166L145 165ZM161 164H162V163H161ZM212 164H213V163H212ZM214 164H213V165H214ZM223 164H224V163H223ZM100 165H99V167H100ZM132 165H133V164H132ZM134 165H136V164H134ZM155 165H157V167H160V169H161V166H159V165H160V162H159V164L156 162ZM218 165H219V164H218ZM94 166H95V165H94ZM113 166H114V165H113ZM113 166H112V168H113ZM116 166H117V165H116ZM122 166H121V167H122ZM152 166H154V164H153ZM163 166H164V164H163ZM163 166H162V167H163ZM201 166H202V165H201ZM220 166H221V167H220ZM92 167H93V166H92ZM95 167H98V166H95ZM95 167H94V169L96 170L97 168H95ZM117 167H118V166H117ZM117 167H116V168H117ZM119 167H118V168H119ZM121 167H120V168H121ZM214 167H213V169H215ZM114 168H115V167H114ZM118 168H117V169H118ZM219 168H220V170H221V168H223V165H222V164L219 165ZM148 169H149V172L147 171ZM158 169H159V168H158ZM163 169H164V168H163ZM163 169H162L161 171H163ZM216 169H217V167H216ZM95 170H94V171H95ZM97 170H98V171H97ZM97 170H96V171H97V172H96V175H97V173H98V175H99L100 177H101V175H102V177L100 178V177H98V175H97V176L95 175V178H96L95 181H97V179H99V178L102 179V178H103V173H104L105 175H107V169H105L106 173H105V172H102V174H101V172L99 173V169H97ZM111 170H113V169H111ZM124 170H125V169H120V171H119V170H116L117 172L119 171L118 173L116 172L117 175H115L114 173H113L114 175L112 174V172H114L115 170H114V171H110V170H109V172H110L109 175L112 174V175L114 176V177L111 176L112 178H115V176H116V178H117V176H118V178H117L118 181H117L116 179H113L114 181L116 180V182H117L116 184H118L119 181H120V182H124V180H122V178L124 177V175H125V182L128 183L126 180H127V176H128L129 173L126 174V173H127V170L125 171L126 173H124V172L121 173V171H124ZM154 170H155V169H153V172H154ZM156 170H157V169H156ZM156 170H155V171H156ZM222 170H223V171H220V172L223 173V172L225 171V169H222ZM146 171H147V173H146ZM215 171H216V170H215ZM217 171H218V170H217ZM133 172L135 173V171H133ZM157 172H159V171L157 170L156 173H157ZM202 172H203V171H202ZM211 172H212V170H211ZM119 173H120L121 175L124 174L123 177L120 176L121 179L119 178V175H120ZM150 173H151V174H150ZM154 173H155V172H154ZM156 173H155V175H157ZM203 173H204V172H203ZM218 173H219V172H218ZM100 174H101V175H100ZM130 174H131V173H130ZM132 174H133V173H132ZM132 174H131V175H132ZM206 174H207V173H206ZM93 175H94V173H93ZM93 175H92V179H91L92 181H93V177H94ZM126 175H127V176H126ZM131 175H129V176L131 177ZM133 175H134V174H133ZM149 175H148V176H149ZM151 175H152V176H151ZM203 175H204V174H203ZM213 175H214V174H213ZM222 175H223V174H221V176H222ZM137 176L141 177V173H140V175L138 174ZM157 176H158V175H157ZM159 176H160V173H159ZM159 176H158V177H159ZM163 176H164V175H163ZM204 176H205V175H204ZM111 177H110V178H111ZM130 177H128V179H130ZM160 177H161V176H160ZM160 177H159V178H160ZM201 177H202V176H201ZM95 178H94V179H95ZM110 178L105 176L104 179H102V181L104 180L103 183L105 182L106 179H107L106 182L108 181V179L110 180ZM154 178H155V177H154ZM164 178H165V177H164ZM202 178H203V177H202ZM212 178H213V177H212ZM100 179H99V180H100ZM119 179H120V180H119ZM123 179H124V178H123ZM42 180H43V178H42ZM91 180H90V183H89L90 185L93 183V182L91 183ZM121 180H122V181H121ZM130 180H131V182H132V180H133V183H134V178H131ZM130 180H129V181H130ZM139 180L141 181V179H139ZM144 180H145V179H144ZM163 180H164V179H163ZM202 180H203V179H202ZM212 180H214V179H212ZM212 180H211V183H212ZM215 180H216V179H215ZM95 181H94L95 185H97V183H98V184L100 185L99 188L102 189L101 185H102L103 183L101 182V183H102V184H101V183H99V182H95ZM100 181H101V180H100ZM136 181H137V178H136ZM140 181H139V182H140ZM148 181H149V180H148ZM156 181H157V180H156ZM164 181H165V180H164ZM203 181H204V180H203ZM207 181H208V180H207ZM88 182H89V181H88ZM108 182H111V181H108ZM108 182H107V187H106V188L110 190L111 186L113 187V185L110 184V188H108V186H109V185H108V184H109ZM120 182H119V183H120ZM139 182H138V184L141 183V182H140V183H139ZM149 182H150V181H149ZM153 182H154V181H153ZM153 182H151L150 184H152ZM199 182H201V180H200ZM111 183H112V182H111ZM126 183H123V184H124V185H123L124 190H125V187L128 188V187L130 186V185H129V186L127 187L128 184H126ZM133 183H132V184H133ZM156 183H157V182H156ZM156 183H155V185H154V188H157V187H155V186H158V183H157V185H156ZM160 183H162L161 180H160ZM160 183H159V184H160ZM165 183H166V181L164 182V184H165ZM113 184H114V183H113ZM116 184H115V185H116ZM129 184H130V183H129ZM132 184H131V185H132ZM138 184H136L137 187H135V188H139V187H141V184H140V185H138ZM144 184H145V183H144ZM164 184H161V185L164 186ZM200 184H201V183H199V185H198L199 187L201 186ZM206 184H207V182H206ZM209 184H210V183H209ZM209 184H208V185H209ZM95 185H94V186H95ZM103 185H104V184H103ZM105 185H106V184H105ZM120 185H121V184H120ZM120 185L118 184V187H119ZM125 185H126V186H125ZM145 185H146V184H145ZM147 185H148V184H147ZM168 185H169V183H168ZM91 186H92V185H91ZM116 186H117V185H116ZM142 186H143V185H142ZM171 186H172V185H171ZM95 187H97V186H95ZM118 187H117V188H118ZM123 187H122V191H123ZM145 187H148V186H145ZM152 187H153V186H152ZM159 187H160V186H159ZM172 187H173V186H172ZM93 188H94V187H93ZM99 188H98V190H99ZM117 188L114 186V189H113V190L116 191ZM133 188H134V187H133ZM197 188H198V187H197ZM200 188H201V187H200ZM88 189H89V188H88ZM118 189H119V188H118ZM140 189H141V188H140ZM145 189H147V188H145ZM148 189H149V188H148ZM94 190H96V188H94ZM104 190H105V189H104ZM113 190L111 189V191H109V192H110L109 195L113 192ZM120 190H121V189H120ZM126 190H127V189H126ZM129 190H130V188H129ZM129 190H128V192L126 191L127 193L125 192V193H126V196L128 195V193L133 192V191H129ZM131 190H132V188H131ZM133 190H134V189H133ZM142 190H143V189H142ZM142 190H138V192L140 191L139 193L141 194V196H142L143 193L146 194L147 191L149 192V190H145L146 192H145L144 190H143V192H142ZM86 191H87V190H86ZM102 191H103V190H102ZM118 191H119V190H118ZM153 191H154V190H152V192H153ZM159 191H160V193H161V190H160V189H158V192H159ZM87 192H88V191H87ZM89 192H90V191H89ZM89 192H88V194H89ZM96 192H97V193H96ZM116 192H117V191H116ZM116 192H113V193L116 194ZM123 192H124V191H123ZM123 192H120V193H123ZM91 193H92V192H90V194H91ZM95 193H96V195L99 194L98 196H101L100 198H102V196H105V197H106V195H107V191L105 192L106 195H103V194L100 195V190H99V191H95ZM102 193H103V192H102ZM120 193H119V194L117 193V194H118L117 196L120 197ZM125 193H123V194H125ZM166 193L168 194V192H166ZM85 194L87 195L86 192H85ZM85 194H83V198H84V195H85ZM123 194H121V195H123ZM130 194H131V193H130ZM145 194H144V195H145ZM148 194L150 195V193H148ZM152 194H153V193H152ZM162 194H163V193H162ZM167 194H166V195H167ZM137 195H138V193H137ZM156 195H157V194H155V195L152 196V197L157 198ZM87 196H90V195H87ZM87 196H85V197H87ZM107 196H108V195H107ZM113 196H114V195H113ZM113 196H112V197H113ZM115 196H116V195H115ZM126 196L124 195V197H126ZM128 196L130 197L131 195H128ZM134 196H135V195H134ZM134 196H133V197H134ZM146 196H147V195H146ZM146 196H145V197H146ZM91 197H92V196H91ZM112 197L109 196V198L113 199V200H111V202H112V201H117L118 197H115V200H114V197H113V198H112ZM121 197H122V196H121ZM124 197H122V198H124ZM150 197H151V195H150ZM162 197L165 199V194L162 195ZM83 198H82V199H83ZM87 198H88V197H87ZM109 198H108L105 202H108ZM135 198H137V196H135ZM135 198H133V199H135ZM155 198H153V199H155ZM84 199L86 200V198H84ZM102 199H103V198H102ZM105 199H106V198H105ZM105 199H104V200H105ZM129 199H130V198H129ZM129 199H128V200H129ZM133 199H132V200H133ZM146 199H147V197H146L144 200H146ZM157 199H158V198H157ZM100 200H101V199H100ZM122 200H123V199H122ZM124 200H125V198H124ZM132 200H131V201H132ZM137 200H138V198H137ZM86 201H88V200H86ZM125 201H126V200H125ZM129 201H130V200H129ZM148 201H149V199H148ZM155 201H156V200H154L153 202L156 203L157 201H156V202H155ZM103 202H104V201H103ZM103 202H100V204L103 203ZM111 202H110V203H111ZM126 202H127V201H126ZM134 202H135V200H134ZM137 202H138V201H137ZM141 202H142V201H141ZM145 202H146V201H145ZM159 202H160V201H159ZM118 203L120 204L119 201H118ZM118 203H117V205H118ZM122 203L125 204V202H122ZM129 203H130V202H129ZM129 203L127 204V207H128V208H129ZM142 203H143V202H142ZM85 204H86V202H85ZM87 204H90V202L87 203ZM105 204H107V203H105ZM114 204H116V203H114ZM136 204H137V203H136ZM157 204H158V203H157ZM83 205H84V204H83ZM83 205H81V206H83ZM101 205H102V208H103V211H104L105 206L103 207L104 204H101ZM101 205H100L99 208H101ZM110 205H112V204H109V205H108V207H109L108 209H107V207H106L107 212H108V210H109V212H110V208H112ZM117 205H116V206H117ZM120 205H121V204H120ZM141 205H142V208H143V205L145 206L144 203L141 204ZM146 205H148V204H146ZM114 206H115V205H114ZM124 206H125V205H124ZM132 206H133V205H131L130 208H132ZM117 207H119V206H117ZM134 207H135V205H134ZM134 207H133V208H134ZM137 207H139V206H137ZM149 207H150V206H149ZM80 208H81V207H80ZM94 208H95V207H94ZM94 208H93V209H94ZM96 208H97V207H96ZM121 208H122V205H121ZM140 208H141V207L136 208V209L139 210ZM77 209H79V207H77ZM82 209H83V208H82ZM112 209H113V208H112ZM112 209H111V210H112ZM100 210H101V209H100ZM113 210H115V209H113ZM117 210H119V209H117ZM120 210H121V209H120ZM133 210H134V209H133ZM142 210L144 211V210H146V209H142ZM73 211H74L73 213H76L75 210H73ZM89 211H90V209H89ZM125 211H126V210H124V212H125ZM77 212H78V211H77ZM79 212H80V211H79ZM99 212H100V211H99ZM104 212H106V210H105ZM124 212L121 211V213H124ZM161 212H162V211H161ZM73 213H72V214H73ZM85 213H86V212H85ZM100 213H101V212H100ZM111 213H113V212H111ZM115 213H116V212H115ZM147 213H148V214H149V213L152 214V210H151V212H146V214H147ZM154 213H155V212H154ZM89 214H90V213H89ZM91 214H93V213L91 212ZM105 214H106V213H105ZM113 214H114V213H113ZM151 214H150V215H151ZM103 215H104V214H103ZM110 215H111V214H110ZM114 215H116V214H114ZM117 215H118V214H117ZM133 215H134V214H133ZM74 216H75V215H74ZM74 216L71 215L70 217H74ZM76 216H77V215H76ZM76 216H75V217H76ZM79 216H80V215L78 214V216H77L75 219L73 218V220H74L73 222L70 220V218H69L68 221L71 222L70 225H69L70 228H71V231H70V232H72V233L75 234V235H72V233H71L72 238H73V239L76 238L77 240L80 238V242H81V240H82V238H83L82 236H83L84 234L81 232V233H82L81 237H80L79 235H78V236L76 235L77 233L80 232V225H81V224L84 225L83 222L80 223V217H79ZM83 216H85V215H83ZM83 216H82V217H83ZM87 217H88V216H87ZM105 217H106V215H105ZM105 217H104V218H105ZM83 218H84V217H83ZM89 218H90V216L88 217V219H89ZM90 219H91V218H90ZM107 219H111V218H106V222H108ZM65 220H66V219H65ZM103 220H104V219H103ZM115 220H117V219H115ZM99 221H101V220L99 219ZM111 221H114V219H113V220L111 219ZM103 222H104V221H102V223H103ZM114 222H116V221H114ZM68 224H69V223H68ZM64 225H65V224H64ZM115 225H116V223H115ZM63 227H65V226H63ZM101 227H105V225H104V226L101 225ZM125 228H126V227H125ZM125 228H124V229H125ZM60 229H61V228H60ZM65 229H66V228H65ZM102 229H104V228H102ZM105 229H106V227H105ZM105 229H104V230H105ZM109 229H112V228L109 227ZM69 230H70V229H69ZM107 230H108V229H107ZM107 230H106V232H107V234H108L110 231H109V230L107 231ZM112 230H113V229H112ZM61 232H62V230H61ZM64 232L66 233V231H64ZM113 232H114V230H113L111 233H113ZM59 233H60V231H59ZM111 233H110V234H111ZM63 234H64V233H63ZM79 234H80V233H79ZM58 235H59V234H58ZM58 235H57V237H58ZM61 235H62V234H61ZM71 235H70V233H69V236H71ZM59 236H60V235H59ZM73 236H74V237L77 236V237H79V238H77V237L74 238ZM66 237H67V236H66ZM59 238H60V237H58V239H59ZM69 238H70V237H69ZM72 238H70V239L72 240ZM61 239H64V238H61ZM123 239H124V238H123ZM126 239H127V238H126ZM121 240H122V238L120 239V241H121ZM66 241H67V240H66ZM118 241H119V239H118ZM118 241L116 242V244L118 243ZM123 241L126 242V240H123ZM123 241H122V242H123ZM82 242H83V241H82ZM58 243H59V242H58ZM59 244H60V243H59ZM62 244H64V243H62ZM68 244H69V243H68ZM68 244H66V245H68ZM119 244H121V243L119 242ZM118 246H119V245H117L116 247H118ZM63 247H64V246H63ZM131 247H133V246H131ZM134 247H136V246H134ZM61 249H62V248H61ZM97 249H98V248H97ZM97 249H96V250H97ZM134 249H135V248H134ZM97 251H98V250H97ZM133 251H134V250H133ZM135 251H136V250H135ZM117 252H118V251H117ZM120 252H121V251H120ZM122 252H123V249H122ZM125 252H127V251L124 250V253H125ZM143 252H144V250H143ZM97 253H98V252H97ZM124 253H122L121 255L123 256ZM135 253H136V252H135ZM263 253H264V252H263ZM118 254H119V252H118ZM118 254H117V255H118ZM98 255H99V254H98ZM135 255L137 256V254H135ZM96 256H97V255H96ZM138 256H139V255H138ZM160 256H161V255H160ZM97 257H98V256H97ZM118 257L120 258L121 256H118ZM133 257H134V256H133ZM259 257H260V256H259ZM261 257H262V256H261ZM91 258H92V257H91ZM119 258H118V259H119ZM121 258H122V257H121ZM123 258H125V254H124V257H123ZM123 258H122V259H123ZM136 258H137V257H136ZM139 258H140V256H139L137 259H138V260H141V259H139ZM133 259H135V258H133ZM133 259H132V260H133ZM123 260H125V259H123ZM126 260H127V258H126ZM135 260H136V259H135ZM142 260H143V259H142ZM94 261H95V259H94ZM123 262H125V261H123ZM132 262H133V261H132ZM132 262H131V263H132ZM136 262L139 264V261L136 260ZM136 262H135V263H136ZM154 262H155V261H154ZM156 262H159V261H156ZM160 262H161V261H160ZM131 263H130V264H131ZM164 263H165V262H164ZM164 263H163V264H164ZM119 264H120V263H119ZM124 264H125V263H124ZM126 264H128V263H126ZM140 264H144V261H143V262L140 261ZM145 264H146V262H145ZM153 264H155V263H153ZM157 264H158V263H157ZM161 264H162V263H161Z\"/></svg>",
	"mask_w": 264,
	"mask_h": 264
}]
</instances>
